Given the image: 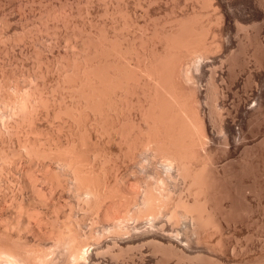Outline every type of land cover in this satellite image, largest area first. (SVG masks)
<instances>
[{
  "label": "rangeland",
  "instance_id": "374dc122",
  "mask_svg": "<svg viewBox=\"0 0 264 264\" xmlns=\"http://www.w3.org/2000/svg\"><path fill=\"white\" fill-rule=\"evenodd\" d=\"M114 1V2H113ZM148 1H150V3L148 2ZM152 1V2H151ZM156 1V0H155ZM176 1V2H175ZM179 3H178V2ZM189 0H187V2H186V0H157L156 2H154V0H140V2H142V3H139V0H0V87H1V89H2V91H0V116H1V118H0V128H1V130L3 129V130H7V131H1L0 130V161H3V162H0V166L2 165V167H4L3 169H1L0 170V200H1V202H0V204H1V206H0V219H1V221H0V226H2V229H3V227L6 225L5 223H11V221H12V223L11 224H8V225H11V227H12V229H16V226H17V230H16V235H15V233L13 234V231H12V233H10L11 232V230L9 229L10 228V226H8L9 228V230L8 231H6V233H8L7 234V236H6V233H5V231L3 230V231H0V233L1 232H3L4 234H3V236H2V238H3V240H2V238L0 239V242H4V237L5 238H7V242L9 243V240H8V235L10 234L11 235V237H9V239H12V240H10V242H12L13 241V237L15 236V239H14V241H13V243H15L16 245H17V243H19V245H21L22 246V243H23V246H25V245H32L31 246V248H32V251H34V253L36 252L37 254H35V255H37V256H35V259H36V261H38L37 260V258H39V256L41 255V253H43L44 254V252H46L47 250V252H46V254H47V259H45L46 257H44V255H46V254H42L43 255V257H41V259H43L44 258V261H48V264H52L53 262H51V261H49L50 259H53V257L54 256H57L58 257V254H59V252L61 253L62 252V254L65 252V249H66V252H69V251H72V250H70L69 249V247L70 246H68L69 245V243H66L68 240H70L71 239V237H70V239L68 238L69 236V234H70V236L74 233V235L76 234V241H79V238H80V242H81V244H82V242H83V245H85V246H83V245H81L79 242H77V244L79 243V246H80V248H82V246H83V248H82V250L83 251H85V254L87 255H83L84 256V259H83V256H82V259H80V260H78L77 259V261L78 262H76V260L71 256V254H70V256L68 255V258H70L69 259V261H71L72 263H74V261L77 263V264H93V260H92V258H91V256H89V255H92V252H94V251H96V248L100 245V249L101 250H104V251H106V249H108V251L110 252V254H111V251L110 250H112V253H117L116 255L115 254H111V255H115V257L117 258H115V260L113 261V257L114 256H111L108 252H106L105 254L104 253H100L101 255L102 254H104V255H102V257L100 256V259H102V260H105L104 259V257L107 259L106 261H104V263H108V262H110L111 261V263H108V264H115L116 263V261H117V264H118V262H119V264H122L123 262V264H175V262H177L175 259H173V260H171V258L170 257H166L165 258V260L166 259H169V261H171V262H169V261H165L163 258H162V255H163V257L165 256V253H162L163 251L161 250V249H159L160 247H157L158 249H156V250H158V252H159V250L161 251V252H159L160 254H162L161 256H158V255H160L159 253H158V255L156 256V258H154L155 257V255L157 254V253H155L156 252V250H154L155 249V247L153 246V247H151L155 242H153V244L151 243V241L149 242V240H144V241H137V240H135L134 242H132L131 244H125V245H123V244H121L120 245V242H116L117 243V246L114 244V243H112V241H115L117 238H119V237H122L121 235L123 234L124 236H126V237H128V236H132V237H134V236H139L140 234L142 235L143 233H145V232H147V231H150V230H155V231H160V230H162L161 228H165V229H168V227H170V225H169V221L168 220H165V218H164V216L162 215V213L164 214L165 213V210L164 211H160V212H162L161 213V215H160V212L158 213V215L157 216H159V218L158 217H156V219H159V221H161V222H163V221H165V222H163L162 223V225H166V226H162L161 224H156V222L157 223H161V222H159V221H155V223L154 222H150V220H149V218L147 217V214H146V217H147V219H148V222H147V220H146V218H145V221L143 220L144 218V215L142 216V214H141V212L140 211H142L143 210V208L140 210V207H139V210L136 208V203H140L139 204V206H143V204H142V200H143V198H145V194H144V192L145 191H143V190H145L146 188H147V186H146V183H150V182H148V180L149 179H154L156 176L155 175H157L158 177H162V175H164L165 174V172H164V170L162 169V167H161V160L163 159H166V157L165 156H163V158H161L162 156V154L161 155H159L160 157L159 158H161V159H159L158 157H156V155H155V153H157V151H155V149L154 148H149V146H151V145H149V144H147L146 142L147 141H149V140H147L148 138L150 139V141L149 142H152L151 140L153 139L152 137L154 136H156L155 138H156V144H154L153 142V147L155 146V148L156 147H159L160 145H161V143H165V145L164 144H162L161 146H160V148H158L159 149V151H161L163 148H165L166 147V150L165 149H163V153H164V150L165 151H167V145H169V143H171V141H169L170 139L172 140V141H174L173 143H171V144H173V145H175V144H177L178 142H180L179 141V138H177V137H179V135H178V133H180L181 131H179L178 133H176V131L179 129V126H177L176 125V127H178V128H176L175 130L176 131H174V133H175V140H176V138L178 139L177 141H175V140H173V138H172V134H173V132H169V130L167 131L166 130V134H168V135H166L165 133H164V131H165V127H166V125H167V121L169 120V118L172 116L173 117V111L174 110H172L170 107V109L172 110H170L169 108V110L170 111H168V116H170L169 118H168V120L167 121H165V122H167V123H165L164 124V122L162 121V119L165 117V118H167V115H166V113L164 114V112L163 113H160L158 110L160 109H158L157 107L159 106L160 107V105H158V104H160V103H158L157 104V106L156 105H154L153 107H151V104L153 105L155 102L154 101H156V100H158L159 98H157V97H160V98H162V96H163V94H160V93H162L161 91L159 92V90L161 89L162 90V88H160V86H158V85H161V84H163L164 86H162L163 87V89H164V87H165V82L168 84H166V87L167 88H170V87H172L173 88V86H174V84H175V86H174V88L173 89H175V91H173L172 93H171V91L173 90L172 88H170V89H168L169 90V92L171 93V94H173L174 96L171 98V99H173L174 97H175V95H177L176 96V100L178 99V97L180 98V99H178V100H181V101H179V102H181V103H183L181 106H183L185 109V111H186V108H187V106L189 107L187 110L189 111V113L190 112H192L191 110H193L194 109V106L197 108V109H199L198 108V105H197V103L199 102V98L200 97H198L199 96V92L197 91V88L196 87H194L195 85H197L198 84V81H199V84H198V86L197 87H199V86H203V83H202V85H201V82H200V80H196L195 79V81H197V82H195L194 80L193 81H189L188 80V83H192L193 82V84H194V86L192 85V84H190L191 86H189V84L187 83V82H185L184 81V79L186 78L185 76H181V78H180V75H185L183 72V70H184V68L182 69V67H184V65L186 64H183L182 65V60H184V59H186L187 58V54H189V50H187V51H185V52H187L186 53V55H185V52H184V48H183V46L184 45H186L187 46V44L185 43H183V41L185 40V42H187V40H189L190 38L189 37H192V33H197V31H196V29H198L197 28V26L199 27V21H198V17L197 16H199V18H200V16L202 17V20L204 19L205 20V18H207L209 15H207L208 13L212 16V15H216V14H212V13H216V12H212L211 10H210V12H208V11H206L205 12V14L207 15V17H205V18H203L204 16H206V15H202V13H203V11L207 8V6L209 5L208 4V0H206L205 1V3H207L208 5H206V7H204L205 9H203V11H200L199 9L197 10L195 7H199V8H201V10H202V6L200 7L199 6V4H195L197 1V3H199L200 1V4L202 3V0H193V1H191V2H188ZM167 2V3H166ZM169 2H171L170 4H169ZM184 2H186V3H184ZM114 4V6H113V4ZM146 3V4H145ZM156 3V4H155ZM160 3H162L161 5H160ZM177 5H176V4ZM184 3V4H183ZM190 3V4H189ZM193 5H192V4ZM112 4V5H111ZM152 4V5H151ZM169 4V6H166V5H168ZM180 4V8L178 7V5ZM181 4H183L182 5V7H181ZM187 4V8H185L186 5ZM195 4V5H194ZM139 5H143L142 7L144 8V6H145V8L143 9L141 6H139ZM154 5H156V6H154ZM157 5L159 6V7H157ZM172 5V6H171ZM174 5V6H173ZM191 7H190V6ZM198 5V6H197ZM202 5H205V4H202ZM116 6V7H115ZM148 6V7H147ZM164 6H166V7H164ZM176 6V10L174 9V7ZM192 6H194V7H192ZM139 7L141 8V10L139 9ZM150 7V8H149ZM157 7V8H156ZM164 7V8H163ZM170 7V8H169ZM173 7V8H172ZM177 7H178V9H177ZM209 7V6H208ZM149 8V10L150 11H148L147 9ZM153 8V9H152ZM161 8H163V10H159V9H161ZM169 8V9H168ZM113 9H114V11H113ZM138 9V10H137ZM165 9V10H164ZM169 11H168V10ZM173 9V11H171V10ZM185 9H186V11H185ZM143 10V12H141ZM145 10H146V12H145ZM158 10L160 11V12H158ZM180 10V11H179ZM182 10V11H181ZM188 10H192L191 12L190 11H188ZM194 10H196V12L197 11H199L198 13L200 14H198V13H196V18L194 17V15H193V13H195L194 12ZM166 11V12H165ZM174 11H175V13H174ZM179 11V13H177ZM148 12V13H147ZM150 12V13H149ZM157 13V15L155 14V13ZM165 14H164V13ZM168 12V14H167V16H165L166 15V13ZM169 12H173L174 13V15H173V13L172 14H170ZM181 12V13H180ZM183 12V13H182ZM184 13H188L187 15L189 16V18L187 17L186 18V14L184 15ZM190 13V14H189ZM140 14H142V15H140ZM144 14V15H143ZM146 14H147V16H146ZM151 14V15H150ZM164 14V15H163ZM198 14V15H197ZM155 15V16H154ZM182 15H184L185 17H181ZM140 16L142 17V18H140ZM146 18H145V17ZM172 16V17H171ZM177 17V19L175 18V17ZM191 16V17H190ZM193 16V17H192ZM149 17V18H148ZM155 17V18H154ZM158 17V18H157ZM166 19H165V18ZM167 17H169V18H167ZM175 18L176 19V22L172 19L171 20V18ZM217 17H218V15H217ZM217 17L216 16H213V17H211L210 18V16H209V18L210 19H212V23L210 22V21H207V20H205L206 22H210L211 24H207V26H208V28H210L209 27V25H212L213 26V28H214V26L216 25V24H220L221 25V22H220V20H219V23H216L217 21L215 20V19H217ZM144 18V19H143ZM153 18V19H152ZM157 18V19H156ZM161 18H163V19H161ZM182 18V19H181ZM186 18V19H185ZM193 18H194V20H197V22L195 21V24H197L196 25V28H195V26L192 24V23H194V20H193ZM213 18H214V23H216V24H214L213 25ZM143 19V20H142ZM146 19V21L144 22V20ZM148 19H152L151 20V23L149 22L150 20H148ZM156 21H155V20ZM170 19V22L168 21ZM189 19V22H187V20ZM193 21H192V20ZM166 22H165V21ZM190 20L192 21V22H190ZM201 22H202V20L201 19H199ZM203 20V21H204ZM218 20V19H217ZM155 21V22H154ZM161 21V22H160ZM172 21H174V25L175 26H173V24H170ZM177 21H178V23H177ZM150 24V26H149V24ZM164 22V23H163ZM183 22V23H182ZM146 25H145V24ZM152 23H154V24H152ZM158 23V24H157ZM163 23V24H162ZM168 24V27L165 25V24ZM173 23V22H172ZM181 23V24H180ZM186 23V24H185ZM202 23H205V22H202ZM201 23V25H200V27H202L204 24H202ZM163 26H162V25ZM169 24H170V26H169ZM180 24V25H179ZM184 24V25H183ZM189 24H191V25H189V28H190V26H191V28L189 29L188 28V25ZM206 24H205V26H206ZM151 25H152V27H151ZM153 25H155V26H153ZM161 25V26H160ZM192 25L194 26V28H195V30H194V28L192 27ZM219 25V27L216 25L215 26V28H217L216 30H215V28L213 29L212 28V26H211V28L213 29H211V31H213L214 32V36L215 35H217V34H215V32L216 33H219L218 32V29L219 28H221L219 31H220V34H218L219 36L220 35H222L221 34V32H223V30H222V27ZM147 28H146V27ZM176 26H177V29H176ZM187 26V27H186ZM205 26H203L202 28L203 29H205L204 31H203V29L201 28L200 30H202V33L203 34H206L207 35V33H205V31L207 32V30H208V35H209V29H207V28H205ZM206 26V27H207ZM181 27V28H180ZM199 27V28H200ZM142 28H144V29H142ZM150 28H151V30H150ZM161 28H163V30H161ZM193 28V29H192ZM165 29H166V32H167V34L165 33ZM171 29V30H170ZM175 30L176 32H177V30H179V32H180V34H179V32H177V33H175V31H174V34L176 35V34H178L179 35V37H181V40H179V37H178V35H177V37H178V39H177V37L174 39V34H171V33H173V30ZM192 29V30H191ZM207 29V30H206ZM146 30V31H145ZM169 30V31H168ZM182 30H184L183 31V33H184V35H181L182 34ZM185 30H186V32H185ZM188 30V31H187ZM193 30L195 31V32H193ZM199 30V31H200ZM142 31H144V32H142ZM156 31V32H155ZM158 31V32H157ZM210 31V32H211ZM149 32V34H145V33H148ZM153 32H155L154 34H153ZM163 32V33H162ZM169 32V33H168ZM192 32V33H191ZM142 33H144L145 34V36H144V34H142ZM159 33V34H158ZM188 35V34H191V35H189V36H187L186 34ZM201 33V32H200ZM199 32H198V34H200ZM202 33H201V36H202ZM169 34H171V35H169ZM193 34V35H194ZM154 35V37L156 38V36H158L156 39L155 38H152V36ZM164 35V36H163ZM167 35H169V36H171L170 38H168L169 36H167ZM186 35V36H185ZM196 35V34H195ZM207 35V36H208ZM212 35V33H210V38L212 39L213 37L211 36ZM217 35V36H218ZM144 36V37H143ZM146 36H147V39L148 38H150V39H148V42L146 41L147 39H144V38H146ZM186 37L185 39H184V37ZM197 36V35H196ZM200 36V35H199ZM199 36H197V37H199ZM207 36H203V37H207ZM218 36V37H219ZM161 39H160V38ZM162 37H163V39H162ZM165 37H166V39H167V42H166V39H165ZM183 37V38H182ZM187 37H188V39H187ZM195 36H193L192 38H194ZM202 37V38H203ZM217 37V38H218ZM222 37V36H221ZM160 40H159V39ZM191 38V40H193V42H194V40L196 41V38L195 39H192ZM201 37L199 38V39H202ZM205 38H203L202 40H199V42L200 41H202V42H198V40L196 41V42H198L199 43V45L201 44V46H203V45H205V44H203V41H204V39ZM205 39V40H208V42H209V40L211 41V39ZM154 39V40H153ZM157 39H158V41H157ZM177 40L178 42L179 41H182V42H179V43H181V44H184V45H181V47H182V49H183V52L184 53H180V48H179V53L181 54H179V53H176V52H178L177 50H175L176 52V54H174L173 52H167V50H169L170 51V49L171 48H167L164 44H163V46H162V43H164L165 42V44L167 45V46H170L169 44L171 43V45H172V43H174L173 41L174 40ZM183 39V40H182ZM198 39V38H197ZM154 42H153V41ZM162 40H164V42L162 41ZM191 40H189L188 41V44H189V42L191 41ZM147 43H146V42ZM154 43H152V42ZM160 41V42H159ZM162 41V42H161ZM172 41V42H171ZM151 42V43H150ZM158 44H157V43ZM168 42H170L169 44H168ZM178 42L177 43H174V45L175 44H178ZM193 42H192V44H193ZM148 44V45H146V44ZM156 43V44H155ZM197 43V44H198ZM204 43H206V41L204 42ZM145 44V45H144ZM153 47H152V46ZM160 45V46H159ZM179 45V44H178ZM114 46H116V47H114ZM151 46V47H150ZM154 46L156 47V48H154ZM165 46V47H164ZM173 46V45H172ZM177 46V45H176ZM188 46H193L194 47V44L193 45H188ZM187 46V47H188ZM115 48V49H117V51L116 52H118V55L116 54L115 55V49H112V48ZM147 48V50L145 51V49L144 48ZM163 47V48H162ZM174 47V46H173ZM180 47V46H179ZM190 47V48H191ZM200 47V46H199ZM153 48H154V51H153ZM157 48H158V51H157ZM160 48H162V49H160ZM165 48H166V50H165ZM175 48V47H174ZM178 47H176L175 49H177ZM152 49V50H151ZM187 49H189V48H187ZM199 49H201V48H199ZM113 50H114V52H113ZM159 50H161V51H159ZM174 50V49H173ZM191 50L193 51V48H191ZM190 50V51H191ZM194 50H196L195 48H194ZM149 52V54H148V52ZM150 51H151V53H150ZM163 51H166V53L165 52H163ZM172 51V50H171ZM191 51V52H192ZM121 52V53H120ZM164 54V55H162V53ZM191 52H190V54H191ZM74 53V54H73ZM147 53V54H146ZM159 53V54H158ZM147 56H146V55ZM156 56H155V55ZM161 54V55H160ZM179 54V55H178ZM186 56V58H184L185 56ZM189 54V55H190ZM119 55H120V57H119ZM147 58L148 57V59H144L145 60V63L143 62V58H144V56ZM150 55V56H149ZM152 55V56H151ZM158 55V56H157ZM170 55V56H169ZM183 55V56H182ZM161 56L163 57V59L161 58ZM115 57H117V58H115ZM158 57V58H157ZM162 59H160V58ZM165 57H166V59L168 60V62H163V61H165ZM174 57H175V61H174ZM181 57H183V58H181ZM189 58H190V56H188ZM151 59V61H154V62H152V63H150L151 61H150V59ZM153 59V60H152ZM173 59V60H172ZM176 59L178 60V61H180V62H178V61H176ZM157 60H159V61H162L161 63L159 62V61H157ZM166 60V61H167ZM187 60V61H186ZM184 62H188L189 60H188V58L186 59ZM143 62V63H139V62ZM150 61V62H149ZM171 62V65L169 64L170 62ZM126 62V63H125ZM147 62H149V64H151V65H153V66H149V65H147L146 66V64H148ZM172 62L174 63V65H172ZM178 62V63H177ZM183 62V63H184ZM157 63V64H156ZM158 63H159V65H158ZM176 63V64H175ZM181 63V65H182V67L179 65ZM124 64V65H123ZM129 65V67H126V66H128ZM139 64L140 65H144L145 64V66L146 67H148L149 69L151 68V69H154L155 67H157L156 69H154V70H147V68L145 67V66H140V67H137V68H139V69H137L135 66H139ZM116 65V66H115ZM163 65H164V67H163ZM166 65H167V67H166ZM176 65H178V66H176ZM158 66H160V68L158 67ZM171 66H173V68H175V69H173ZM175 66V67H174ZM115 67H118L117 69L115 68ZM121 67V68H120ZM124 67H126V68H124ZM154 67V68H153ZM170 68L171 67V69L172 70H170V69H168L169 71H168V73H167V70H166V68ZM125 70H124V69ZM127 68H129V70L127 69ZM131 68H133L132 69V72L130 71V69ZM141 68V69H140ZM145 68V70H143ZM177 68H181V70H179V69H177ZM121 69V70H120ZM123 69V70H122ZM135 69H137V70H135ZM159 69H161V70H159ZM163 69V70H162ZM135 70V71H134ZM142 72H147V71H149V72H147V73H145L146 75L149 73V79H154L155 81H156V79H155V77L158 79L157 81H159V79L161 80L160 82H159V84L157 85V81L156 82H154L153 81V79H152V81L151 80H148V78H147V76H145V74L144 73H142ZM177 70V71H176ZM179 70V71H178ZM114 71V72H113ZM116 71H118L117 73H120V74H118V76H116L117 75V73H116ZM127 74V72L130 74V77H133L134 76V74H135V76L134 77H136L137 78V76L136 75H140L139 77H142V75L143 76H145L144 78L145 79H143V77L139 80V82L137 81L138 79H139V77H138V79L136 80V78H135V81L136 82H133L132 81V79L130 80L131 82H132V84H131V82H129L128 81V78H129V74L127 75V77L128 78H124V72ZM127 71V72H126ZM152 71V73L150 74V72ZM158 71V72H157ZM122 72V73H121ZM131 72V73H130ZM133 72H134V74H133ZM136 72V73H135ZM155 72H157L156 73V76H155V74L154 73ZM162 72H164V73H162ZM177 72H179V73H177ZM180 72H181V74H180ZM158 73L159 74H161V77L162 78H160V76L158 75ZM173 73V74H172ZM116 74V75H115ZM122 74H123V78H122ZM154 74V75H153ZM169 74H171V75H169ZM178 74V75H177ZM153 75V77H151ZM158 75V76H157ZM164 75H165V77H164ZM175 75V76H174ZM121 76V77H120ZM155 76V77H154ZM166 76H168L167 78H166ZM176 76H177V79H176ZM179 76V77H178ZM113 77V78H112ZM125 77H126V75H125ZM171 77V78H170ZM172 77H175L174 79L172 78ZM246 77V76H245ZM119 78V85H121V84H123V85H125V79L127 80V84L125 85V86H121V87H118L119 89L121 88L122 90H123V92H122V90L120 89V91H119V89L118 88H116V87H114L112 84H114L116 81H115V79L117 80ZM124 79V80H122V79ZM166 78V80H165V82L164 81H162L163 79H165ZM147 79V82H145L144 80H146ZM170 81H169V80ZM182 81H181V80ZM168 80V81H167ZM171 80H173V81H171ZM178 80H180L179 82H178ZM112 81L114 82V83H112ZM123 81V83H120V82H122ZM141 81V82H140ZM176 81V82H175ZM143 82V83H142ZM150 82H152L153 83V85L155 84L158 88L156 89V86L154 85H150ZM164 82V83H163ZM175 82V83H174ZM117 83V82H116ZM115 83V84H116ZM136 85V83H137V86L135 87V85ZM145 83H147V84H145ZM171 83H173V85L171 84ZM184 83V84H183ZM187 84V86H186V84ZM145 84V85H144ZM170 84V85H169ZM178 84H181L184 88L186 87V89L187 90H185L181 85H179V87H178ZM2 85H4L3 87H2ZM139 85H141V86H139ZM143 85V86H142ZM116 86H117V84H116ZM132 86V87H131ZM139 86V87H138ZM181 86V87H180ZM140 87H142V88H140ZM144 87V88H143ZM147 87H149L148 89H145V88H147ZM151 87H154L153 89H151ZM188 87H189V89H188ZM194 87V88H193ZM15 88H16V91H15ZM17 88L18 89H20L19 91L17 90ZM116 88V89H115ZM133 88V89H132ZM134 88H136V90L134 89ZM138 88V89H137ZM160 88V89H159ZM196 88V89H195ZM200 88H202V87H200ZM0 89V90H1ZM124 89H125V91H124ZM127 89V90H126ZM143 89V90H142ZM149 89H151L152 91H147V90H149ZM159 89V90H158ZM172 89V90H171ZM176 89L178 90V91H176ZM184 89V90H183ZM196 90V92L197 93H199L198 95H197V93H193V92H195V90ZM199 89V88H198ZM22 90V91H21ZM117 92V94L114 92ZM141 90V91H140ZM145 90V91H144ZM155 90L157 91V93H159L158 95L156 94V92H155ZM167 90V91H168ZM180 90V91H179ZM17 91L19 92L18 94H17ZM163 92H165L166 91V88H165V91L164 90H162ZM184 91V92H183ZM191 91V92H190ZM118 92H120V93H118ZM122 92V93H121ZM125 92V93H124ZM141 92V93H140ZM145 94H144V93ZM150 93V95H149V93ZM152 92H154L153 94H152ZM187 92V93H186ZM123 93H124V95H123ZM166 93V92H165ZM169 93V94H170ZM174 93H176V94H174ZM177 93H180V95L179 94H177ZM22 94V95H21ZM122 95V96H119V95ZM144 94V95H143ZM156 95V98L154 99V96ZM167 95H168V92L166 93ZM188 94V95H187ZM189 94L191 95H197L196 97H198V98H196L195 96H189ZM15 95V96H14ZM115 97H114V96ZM118 95V96H117ZM143 97H142V96ZM149 95V96H148ZM153 97H152V96ZM165 95V94H164ZM185 96V97H181V96ZM14 96V97H13ZM16 96H17V98H16ZM28 96L29 97H31L32 98V100L34 101L35 99L36 100H39V101H32V100H30L31 98H29V100L30 101H28ZM34 96V97H33ZM38 96H40L39 97V99L38 98H36V97H38ZM125 96V97H124ZM166 96V95H165ZM164 96V97H165ZM188 98H187V97ZM12 97V98H11ZM123 97V98H122ZM144 97H145V99H144ZM148 99H147V98ZM152 99H151V98ZM190 97L192 98L191 100H190ZM195 97V98H194ZM10 98V99H9ZM115 98H117V99H115ZM119 98H121V99H119ZM140 98V99H139ZM182 98H183V100L186 98V102H185V100L183 101L182 100ZM9 99V100H8ZM22 99V101H20ZM25 99H27L26 101H28V102H26V101H24ZM119 99V100H118ZM154 99V100H153ZM162 99H164V98H162ZM162 99H160V100H162ZM193 99H196V100H193ZM198 99V100H197ZM11 100V101H10ZM14 100V101H13ZM17 100V101H16ZM19 100V101H18ZM113 100H114V102H113ZM119 102H118V101ZM143 102H142V101ZM151 100H153V101H151ZM165 100H166V97H165ZM168 100V103H170L169 101V99H167ZM178 100H177V102H178ZM188 100V101H187ZM6 101H7V104L5 105V103H6ZM8 101H10V102H8ZM12 101H13V104H10V103H12ZM121 101V102H120ZM140 101V102H139ZM151 101V102H150ZM163 102H164V100H162ZM174 102H175V98H174V100H173ZM173 101H171V102H173ZM183 101V102H182ZM194 101V102H193ZM197 101V102H196ZM5 102V103H4ZM14 102H16L15 103V105H14ZM18 102H22L23 104H21V103H18ZM31 102V103H30ZM33 102V103H32ZM36 102V103H35ZM38 102V103H37ZM148 103V105L147 104H143V103ZM153 102V103H152ZM157 102H159V101H156V103ZM163 102H161V103H163ZM177 102H175L174 104H176L177 106H179V107H177L176 109L178 110L179 108H180V104L178 105L177 104ZM193 104L194 103V106L193 105H190L191 103ZM155 103V104H156ZM168 103H166V104H168ZM185 103H186V105H185ZM188 103V104H187ZM30 104V105H29ZM33 105V107H32V105ZM34 104H36V105H34ZM115 104H116V106H115ZM117 104H118V106H117ZM165 104V103H164ZM199 104H200V106L202 107H204L205 108V110H203L204 108L202 107V109H199L200 110V113L202 112V110L204 111V113H205V111H206V106H205V103H204V101H203V103H202V101L201 102H199ZM203 104V105H202ZM10 105H11V107H10ZM21 107H20V106ZM23 105H25V106H23ZM28 105H29V107H28ZM163 104H161V106H162ZM186 107H185V106ZM207 106H208V108H209V105L210 104H206ZM5 106H6V108H5ZM7 106H9V107H7ZM14 108H13V107ZM15 106H16V108H15ZM115 106V107H114ZM141 106H145V107H141ZM173 106V105H172ZM199 106V107H200ZM17 107H19V108H17ZM23 107H27V108H23ZM35 107V108H34ZM117 107H118V109H117ZM139 107H141V109L139 108ZM150 108L149 110L151 111V112H149V110H148V108ZM163 107V106H162ZM161 107V110L163 109ZM166 107H167V105H166ZM174 107V106H173ZM182 107V108H183ZM200 107V108H201ZM210 107H211V105H210ZM3 108V109H2ZM29 108V109H28ZM114 108H115V110H116V113H117V115H116V113H114L115 112V110H114ZM145 108H147V109H145ZM153 108H155L157 111H155V112H152L153 110ZM182 108H180L179 110H180V113H181V111L183 110ZM191 108V109H190ZM196 108H195V110H196ZM212 108V107H211ZM211 108L210 109H208L207 111H210L211 110ZM6 109V110H5ZM11 109H14L15 110V112L13 111V110H11ZM21 109V111H19ZM24 109H26L24 112H23V110ZM167 108H165L164 110H166ZM173 109H175V108H173ZM182 109V110H181ZM218 110L220 109V108H217ZM11 110V111H10ZM19 111V114H18V111ZM119 110V111H118ZM144 110H146V111H144ZM164 110H162V111H164ZM177 110H175V115L177 116V115H179L178 113H179V110H178V113H177ZM195 110H194V112H195ZM199 110H197V112H199ZM218 110H216V113L218 112ZM1 111H2V114H1ZM5 111V112H4ZM8 111H10V112H8ZM143 111V112H142ZM161 111V112H162ZM184 111V112H185ZM187 111V112H188ZM207 111H206V114H208L207 113ZM7 112V113H6ZM138 112H140V113H138ZM146 112V113H145ZM157 112H159V113H157ZM173 112V113H172ZM183 112V111H182ZM193 112V113H194ZM9 113H10V115H9ZM123 113V114H122ZM152 117V120H150L151 119V117H149V115ZM155 113V115L156 114H163V117H161L160 115L158 116H155V115H152V114H154ZM177 113V114H176ZM186 113V112H185ZM192 113V115H194ZM13 114V115H12ZM16 114V115H15ZM22 114H23V116H22ZM142 114H143V117H142ZM147 114V115H146ZM191 114V113H190ZM196 114V113H195ZM18 115V116H17ZM120 115V117H118ZM164 115H166V116H164ZM175 115H174V118H175ZM181 115H185L186 116V114H180L179 116L181 117ZM191 115V116H192ZM4 116H5V118H4ZM6 116H8V118H9V120H8V118L6 117ZM10 116V117H9ZM13 116V117H12ZM17 116V117H16ZM19 116H21V118L19 117ZM140 116V117H139ZM147 116V117H146ZM156 118H155V117ZM179 116H177L178 118H179V120H178V118H175L174 119V126H175V124L178 122V121H180V123L183 125V123L181 122V118L179 117ZM184 116V117H185ZM189 116V115H188ZM187 116V117H188ZM142 117V118H141ZM154 117V118H153ZM162 119H161V118ZM171 117V118H172ZM186 117V118H187ZM11 118V119H10ZM18 118H20V119H22V121H23V119H24V121L22 122V121H20V119H18ZM25 118H27V119H25ZM115 118H117V119H115ZM120 118V119H119ZM143 119V120H141V119ZM148 119V121H147V119ZM150 118V119H149ZM165 118H164V120H165ZM170 118V119H171ZM2 119V120H1ZM13 119L15 120V121H13ZM113 119H115V120H113ZM118 119H119V121H118ZM160 119H161V121H160ZM184 119V118H183ZM188 119V118H187ZM18 120V121H17ZM153 120H155L156 122H157V120H159V122H160V125H159V122H158V124L157 123H155V126H153L154 124H153ZM171 120H173V119H171ZM178 120V121H177ZM185 120L186 119H184V122H185ZM5 121V122H4ZM12 121V122H11ZM115 121V122H114ZM139 121H141V122H143V123H141V122H139ZM147 121V122H146ZM154 121V122H155ZM175 121H176V123H175ZM2 122H3V124H2ZM6 122H7V124H6ZM16 122V123H15ZM21 122H22V125H21ZM152 122V123H151ZM162 122V123H161ZM187 122H189L188 120H187ZM187 122H185V123H187ZM12 123V124H11ZM25 123V124H24ZM117 123V124H116ZM141 125H140V124ZM150 123V124H149ZM179 123V124H180ZM4 124H5V126H4ZM16 124V125H15ZM152 124V125H151ZM156 124H157V126H158V128L159 127H163L162 126V124H164L165 125V129H162V131L160 130L161 128H157V126H156ZM171 124H173V122H171V123H169L168 125H170V130H174V126H172ZM178 124V123H177ZM178 124V125H179ZM8 125V126H7ZM14 125H15V127H14ZM115 125H116V130H115ZM118 125V126H117ZM144 125V126H143ZM145 125H148L147 127L145 126ZM151 125V126H150ZM181 125V126H182ZM187 125V126H186ZM184 124L183 126L185 127H189L188 126V124ZM18 126H22L23 127V129H22V127H18ZM149 126H150V128H154L155 127V129H152L151 131L152 132H150V129H149ZM13 128L12 130L11 129H9V128ZM143 128V129H141V128ZM174 127V128H173ZM183 127V128H184ZM185 127V128H186ZM18 129V130H14V129ZM19 128H20V130L22 131L23 130V132H21V131H19ZM118 128V129H117ZM120 128V129H119ZM130 128H133V129H130ZM182 127H181V129H183ZM184 128V129H185ZM190 128V127H189ZM188 128V129H189ZM113 129H114V131H113ZM132 130L133 131V134L131 133V132H128V133H126V131L128 130V131H130V130ZM139 129H141L140 130V133L142 134L143 132H145L146 131V133L147 132H149L148 133V135L146 136V133H143V135H145L146 137H147V139H146V137L145 136H142L141 137V135L139 136V134L140 133H138L139 132ZM158 129V130H157ZM167 129H168V126H167ZM184 129L182 130V133H185L184 132ZM14 130V131H13ZM28 130V135L26 134V131ZM119 130V131H118ZM144 130V131H143ZM153 130H156V132L155 131H153ZM186 131H187V129H185ZM8 131H10V132H8ZM19 131V132H18ZM30 131V132H29ZM116 131H118L117 133H115ZM161 132V135H159L160 134V132ZM189 131V130H188ZM188 131H187V133H188ZM15 132V133H14ZM119 132H121L120 134H119ZM154 132V135L152 134ZM10 133V134H9ZM12 133H14L13 135H12ZM17 133V134H16ZM20 133V134H19ZM114 133V134H113ZM126 133V134H125ZM136 133V134H135ZM151 133V134H150ZM165 134L164 136L162 135V134ZM171 133V134H170ZM190 133V132H189ZM188 133V134H189ZM262 133V132H261ZM261 133L260 134H258V137H254V138H256V140L255 141H259L258 139H259V137L261 136ZM7 134V135H6ZM22 134V135H21ZM25 134V135H24ZM122 134V135H121ZM131 134V135H130ZM149 134H150V136H149ZM181 134V133H180ZM187 134V135H188ZM263 134V133H262ZM17 135V136H16ZM18 135H19V137H18ZM21 135V136H20ZM72 135V136H71ZM114 135H115V137H116V139L114 138ZM153 135V136H152ZM157 135H159L158 137H157ZM178 135V136H177ZM184 135V134H183ZM186 135V134H185ZM184 135V136H185ZM186 135V138L188 137ZM189 135H191V133L189 134ZM260 135V136H259ZM11 136H13L12 138H11ZM15 136V137H14ZM127 136H130V137H128L127 138ZM135 136H138V137H135ZM149 136V137H148ZM171 136V137H170ZM184 136H182V137H184ZM10 137V138H9ZM21 137V138H20ZM126 137V139H125V141H123L124 139H122V138H125ZM134 138V140L136 141V143H135V141H132L133 140V138ZM140 137L142 138V139H140ZM144 137V138H143ZM165 137H167L168 139H166ZM169 137H170V139H169ZM20 140H19V139ZM24 138V139H23ZM137 138V139H136ZM152 138V139H151ZM158 138V139H157ZM160 138H161V140H162V142H161V140H160ZM165 138V139H164ZM185 138V139H186ZM192 138V137H191ZM190 138V139H191ZM258 138V139H257ZM262 138V136L260 137V139ZM16 139V140H15ZM113 139V140H112ZM119 139V140H118ZM122 139V140H121ZM139 139V140H138ZM143 139H146L145 141L143 140ZM181 139H184V138H180V140ZM183 140V141H188V139H186V140ZM189 139V140H190ZM13 142H12V141ZM18 140V142H16ZM26 140V142H25V144L24 145H21V144H23L24 143V141ZM75 140V141H74ZM160 141V142H158V141ZM163 140H164V142H163ZM167 140V141H166ZM23 142V143H21V142ZM115 141H117V142H115ZM129 141H131V142H129ZM138 141V142H137ZM140 141V142H139ZM141 141H144V142H141ZM191 141V140H190ZM254 141V140H253ZM21 144H20V143ZM125 142V143H124ZM135 144H134V143ZM166 142L168 143V144H166ZM175 142H177V143H175ZM192 142V141H191ZM28 143H30V145L28 144ZM54 143H56V147H55V145H54ZM73 143H75V144H73ZM122 143V144H121ZM128 144V146H126V145H124V144ZM130 143V144H129ZM145 143H146V145H148L147 147L150 149V151H147L148 149H146V154H144L143 156H141L140 157V154L139 153H141V152H139V151H133L134 150V148H136L135 150H141L142 152H144L145 151V149L144 148H147L146 146H145ZM159 144V146H156V145H158ZM181 143H182V141H181ZM190 142L188 141V143L187 144H189ZM21 146H20V145ZM29 146H28V145ZM32 144H33V146L34 147H31L32 146ZM180 144V143H179ZM185 144H186V142H185ZM185 144H183L184 146H185ZM26 145H27V147H28V151L26 152ZM58 145V146H57ZM73 145H75V146H73ZM123 145V146H122ZM132 146V148H131V146ZM138 145V146H137ZM141 145V146H140ZM165 147H164V146ZM173 145H169V146H173ZM178 145V144H177ZM182 144L180 145V146H183ZM191 144H189V146H190ZM143 146H144V148H143ZM151 146V147H152ZM168 146V147H169ZM179 145L178 146H176L175 145V149H176V147H180ZM188 146V145H187ZM192 147H193V144L191 145ZM211 146H213L212 148H211ZM29 147H30V149H29ZM129 149L130 148V152H132V153H135L134 155H136V156H131V158L129 157L130 155H131V153L129 152V150L128 151H126L127 149ZM139 147V148H138ZM140 147H142V148H140ZM22 148V149H21ZM59 148V149H58ZM172 148H174V147H172ZM181 148V147H180ZM184 148V147H183ZM189 148H191V147H189ZM201 148V147H200ZM199 148V149H200ZM206 148V150H208V151H210L209 153H208V151H206V150H204L203 152H201V151H199L198 153H203L204 154V156L205 157H207V161L208 162H206V158H205V162L203 163V164H207L208 166L206 167V165H205V167L207 168V169H204V167H203V165L201 166V168H203L202 170H204V172H202V174H204L205 172H206V174H207V171H210L211 173H209L208 172V174H210V177L208 178L207 177V179L209 180H212L211 178L213 177V176H215V175H213L212 173L213 172H217V171H220V173L222 174V168H223V164H225L223 161H225L224 159L226 158V157H224L223 156V154L220 152V154H221V156H223V157H221L220 156V154H219V150L218 151H216V148H218L217 147V145L215 144L214 145V143H210V145H207V147H205ZM211 148V149H210ZM214 148V149H213ZM25 149V150H24ZM157 149V148H156ZM161 149V150H160ZM171 149V148H170ZM170 149H168V151H171ZM175 149H173L172 150V153H164L165 155H173L174 156V154H173V152L175 151ZM191 149H193V148H191ZM29 150L32 152H30L29 153ZM178 150H182V148L181 149H179L178 148ZM186 150V149H185ZM189 150V149H188ZM194 150V149H193ZM201 150H203V148H201ZM213 150V151H212ZM176 151H177V149H176ZM175 151V152H176ZM189 151H192V150H189ZM189 151H188V153H189ZM207 152V153H204V152ZM126 152V153H125ZM139 152V153H138ZM155 152V153H154ZM174 152V153H175ZM184 151L182 150V156H184V154H186V153H183ZM185 152H187V151H185ZM217 152V153H216ZM129 153V154H128ZM137 153H138V155H137ZM154 153V154H153ZM176 153H178V152H176ZM191 154H192V152H190ZM189 153V154H190ZM197 153V154H198ZM211 153H212V156H211ZM214 153V154H213ZM158 154H160V152L158 153ZM163 154V155H164ZM179 154V153H178ZM193 154H195L194 152H193ZM202 154V155H203ZM209 154V155H208ZM215 154H217L216 156H215ZM71 155V156H70ZM75 156V158H73L74 156ZM77 155V156H76ZM125 155V156H124ZM128 155V158L129 159H132L133 158V161L132 162H134V161H139V160H143L144 159V161H146V162H144L143 163V165L142 164H140L139 163V165H138V162L136 163H130L131 161L129 160V159H127V156ZM150 155V156H149ZM154 155H155V157H156V159H155V157H154ZM170 155V156H171ZM188 155V154H187ZM199 156V158L201 159V161L199 160V158H198V160L200 161L199 163H201L202 162V160H204V158H201V157H203V156ZM207 155V156H206ZM33 156V157H32ZM35 156V157H34ZM37 156V157H36ZM137 156L138 157H140L141 159H139V158H137ZM147 156H148V158H147ZM154 158H153V157ZM169 156V157H170ZM175 156H176V158L177 157H180V154H179V156H177V154H175ZM175 156H174V159H176L175 158ZM198 156V155H197ZM210 156V157H209ZM215 156V157H214ZM218 156V157H217ZM54 157V158H53ZM60 157H62V158H60ZM126 159H125V158ZM151 157V158H150ZM165 157V158H164ZM185 157V156H184ZM183 157V158H184ZM192 157V156H191ZM194 157H196V155L194 156ZM193 157V158H194ZM28 158H30V159H28ZM34 158V159H33ZM35 158H37V160L35 159ZM40 158H45L44 160L43 159H40ZM58 158H60V160L62 161V164L61 163H59V159ZM65 158V159H64ZM69 158H73V160H69ZM77 158V160H75ZM123 158H124V160H123ZM138 160H137V159ZM148 159V161H147V159ZM149 158H150V160H149ZM155 160V161H153V159ZM168 158V157H167ZM171 158V157H170ZM189 158V157H188ZM210 158V159H209ZM216 158V159H215ZM224 158V159H223ZM5 159V160H4ZM33 159V160H32ZM40 159V160H39ZM53 159H54V162H56V163H54L53 162ZM58 159V160H57ZM67 159V160H66ZM134 159H136V160H134ZM146 159V160H145ZM173 159V158H172ZM180 159H182V157L180 158ZM185 159V158H184ZM197 159V158H196ZM211 160L210 162H209V160ZM215 159V162L213 161ZM218 159V160H217ZM31 160L33 161L32 163H31ZM34 160H35V162H34ZM39 160V162L40 163H42L41 161L43 160V163L42 164H52V162H53V164L51 165V166H45V167H47L49 170L48 171H46V172H49V173H51V175H54V176H56L55 175V172H56V174L58 173V174H60V177H62L64 180H66L67 179V177H68V180H66L64 183H61L62 181H63V179L62 178H59V175H57L55 178L53 177L52 178V176H51V178H50V174L49 173H46L45 174V172H43L44 170L43 169H45L46 170V168L44 167V165L42 166V164H40V163H37V161ZM49 160V161H48ZM63 160L65 161V162H67V161H69V162H71L72 163V161H73V163H72V165L74 166V167H76L77 165V167L76 168H79L80 167V173L82 174H80V175H78L79 174V172H78V178L79 177H82L83 176V174H84V178H85V176H86V180H88V181H91L90 182V184H89V182H85V180H83L84 182H83V184H79V183H82V179H84L83 177H82V179H81V182H80V179H79V181L75 178L76 176L73 174V172L74 171H79L78 169L76 170H74L73 169V167H72V169H71V167H70V169L69 168H67L68 166H70V165H66V164H71V163H66L65 165H64V163H63ZM91 160V161H90ZM96 160V161H95ZM130 162H129V161ZM152 160V161H151ZM157 160V161H156ZM186 160H187V158H186ZM191 159L189 158V161H190ZM193 160V159H192ZM191 160V161H192ZM228 159L226 158V161H227ZM9 161V162H8ZM12 161H14V162H12ZM19 161V162H18ZM58 161V162H57ZM80 161V162H79ZM124 161H126V162H124ZM188 161V160H187ZM186 161V162H187ZM188 161V162H189ZM197 161V160H196ZM217 161V162H216ZM220 161H221V163H220ZM225 161V162H226ZM229 161V160H228ZM5 162V163H4ZM30 162V163H29ZM45 162H47V163H45ZM74 162H77V164L76 163H74ZM150 162V163H149ZM158 164H157V163ZM1 163H3V164H1ZM8 163H9V165H8ZM11 163V164H10ZM16 163V164H15ZM81 163V164H80ZM85 163V165L83 166V164ZM91 163V164H90ZM129 163L131 164V166L129 165ZM191 163V162H190ZM196 163H198V162H196ZM198 163V164H199ZM212 163H214V164H212V165H215L216 166V164L218 165V163L221 165L222 163V165L220 166H217V168L219 169L220 167H222V168H220L219 170H215V167H214V170L213 171H211V169H213L210 165ZM226 163H228V162H226ZM15 164V166H13V165ZM19 164V165H18ZM32 164H34L33 166H32ZM36 164H38L37 166H39V167H37L36 166ZM40 164V165H39ZM56 164H59V166H61L60 168L61 169H59V166L57 167L56 166ZM61 164V165H60ZM86 164H88V165H86ZM91 166H90V165ZM151 164V165H150ZM155 164H157V165H160V166H158V167H161V168H158V169H160V170H157V168H155ZM202 164V163H201ZM200 164V165H201ZM210 164V165H209ZM4 165V166H3ZM8 165V166H7ZM10 165H12V166H10ZM17 165L19 166L17 169H16V167H17ZM22 165V166H21ZM26 165V166H25ZM29 165V166H28ZM64 165V166H63ZM97 165V166H96ZM128 165V166H127ZM149 165V166H148ZM227 165V164H226ZM225 165V166H226ZM20 166H21V168H20ZM24 166V167H23ZM28 166V167H27ZM34 166L36 167V168H34ZM40 166H41V168H40ZM83 168H82V167ZM93 166V167H92ZM123 166H125L124 168H123ZM136 166V167H135ZM199 166V165H198ZM5 167H6V169L7 170H9V169H11V170H9V171H7V170H5ZM8 167H9V169H8ZM26 167V168H25ZM33 167V169H31ZM52 168V171H51V169L50 168ZM57 167L58 168V170L59 171H57V168L55 169V168ZM66 167V168H65ZM134 167V168H133ZM209 167H211V169L209 168ZM1 168V167H0ZM12 168H14V169H12ZM25 168V169H24ZM30 168V169H29ZM64 168V169H63ZM82 168V169H81ZM93 168V169H92ZM97 168V169H96ZM138 168V169H137ZM154 168V169H153ZM200 168V169H201ZM208 168H209V170H208ZM17 171H16V170ZM27 169H29V170H34V171H30V173H31V176L33 177V179H32V177L30 176V174H29V176H28V172L27 171H29V170H27ZM36 169V170H35ZM41 170V172L39 171V170ZM54 169H55V171H54ZM63 169V170H62ZM85 169H87V171H85ZM129 169V170H128ZM136 169V170H135ZM27 170V171H26ZM43 170V171H42ZM60 170H62V172L60 171ZM66 170H68V171H66ZM91 170V171H90ZM94 170V171H93ZM96 170V171H95ZM136 172V173H134V171ZM151 170V171H150ZM207 170V171H206ZM6 173H5V172ZM11 171V172H10ZM20 171H21V173H20ZM24 171H26L27 172V174H26V172H24ZM38 171V172H37ZM51 171V172H50ZM63 171H65L64 173H63ZM73 171V172H72ZM84 171V172H83ZM130 171V172H129ZM131 171H133V172H131ZM146 171V172H145ZM154 171H156V172H159L158 174H155L156 172H154ZM8 172V173H7ZM23 172L26 174H23ZM36 173L35 174V176H34V174L32 175V173ZM43 172V173H42ZM52 172H53V174H52ZM71 172V173H70ZM87 172H88V174H87ZM162 172V173H161ZM164 172V173H163ZM215 172V173H216ZM3 173V174H2ZM16 173V174H15ZM20 173V174H19ZM39 173V174H38ZM64 175H63V174ZM74 173H76V172H74ZM85 173L87 174V175H85ZM97 173V174H96ZM119 175H118V174ZM121 173H122V175H121ZM130 174V176H128L129 174ZM134 173V174H133ZM149 173V174H148ZM153 173V174H152ZM162 175H161V174ZM217 173H219V172H217ZM7 174H9V176L7 175ZM69 174V175H68ZM71 174V175H70ZM95 174V175H94ZM133 174V175H132ZM143 174V175H142ZM155 174V175H154ZM201 174V175H202ZM4 175L6 176V177H4ZM24 175V176H23ZM37 175H38V177L40 176V179L37 177ZM44 175H45V178H44ZM46 175H47V177H46ZM92 175V176H91ZM96 175H98V176H96ZM117 175V176H116ZM146 175V176H145ZM211 175H213L212 177H211ZM1 176H3V177H1ZM16 176V177H15ZM17 176L19 177V178H17ZM22 176V177H21ZM26 176V178L24 179V177ZM63 176H66V179H65V177H63ZM74 176V177H73ZM122 176H123V178H122ZM124 176H125V178H124ZM134 176V177H133ZM138 176V177H137ZM144 176V177H143ZM151 176H152V178H151ZM154 176V177H153ZM166 176H168V175H166ZM8 177V178H7ZM14 177V178H13ZM29 177L32 179H29ZM35 177H37V178H35ZM49 177V179H50V181H52V182H50L47 178ZM73 179V181H72V179ZM97 177V178H96ZM98 177H100V178H98ZM102 177V178H101ZM143 177V178H142ZM150 177V178H149ZM158 177H156V180L158 181ZM164 178H165V176H163ZM162 177V178H163ZM168 177L170 178L169 180H167L168 179ZM167 178H166V180L165 181H167L166 183V185L160 180V185L159 186H161V184L163 183L166 187H164V185H162L166 190H168V185H170V182L169 181H171V187H170V189L169 190H171V192H172V190H173V192H172V198L174 197V200H175V198L177 197V199L175 200V201H177L178 200V197L180 198V196L179 195H181L182 193V191H185L184 193L186 194V199H187V201H188V199H190L189 200V204L192 206V200L194 199V196H193V193H190L191 192V190H190V188L189 189H186L187 187H191L188 183H186L185 185H186V187H185V185H184V180L185 179H182L181 178V180H180V177H178V176H168ZM172 177V178H171ZM202 177V176H201ZM203 177H204V175H203ZM202 177V178H203ZM11 178V179H10ZM17 178V179H16ZM20 178H21V180H20ZM88 178H91L90 180L88 179ZM96 178V179H95ZM121 178V179H120ZM135 178V179H134ZM138 178V179H137ZM147 178V179H146ZM178 179V180H176V179ZM205 178H206V175H205ZM36 179V181H34ZM47 180V181H44V180ZM52 179V180H51ZM55 179V180H54ZM99 179V180H98ZM116 179V180H115ZM128 180V182H127V180ZM143 179H144V181H146V182H143ZM146 179V180H145ZM173 179H174V181H176V184H175V182L174 183H172V181H173ZM204 179V178H203ZM207 179H205V180H207ZM13 180H15V181H13ZM38 180H42L43 182H44V184L42 183V185H41V183H40V181H38ZM58 180H60V181H58ZM102 180V181H101ZM110 180V181H109ZM123 180H125V181H123ZM135 181V182H132V181ZM137 180V181H136ZM141 181L140 182V185H138V181ZM163 180V179H162ZM182 181V182H180V181ZM6 181V182H5ZM12 183H11V182ZM17 181H19V183L17 182ZM23 181H25V182H23ZM35 182V184H34V182ZM54 181V182H53ZM67 181H68V184H67ZM76 181L78 182V184L76 183ZM94 181V182H93ZM96 181H98V182H96ZM120 181V182H119ZM122 181V182H121ZM153 181V180H152ZM151 181V182H152ZM157 181H155L154 180V182L151 184H149V185H153L154 186V184L155 183H158ZM178 181V182H177ZM186 182H187V180H185ZM10 182V183H9ZM17 182V183H16ZM21 182H23V184L21 183ZM37 182V183H36ZM38 182H39V184H38ZM57 182L59 183V186H55L57 189H59L58 191H54V190H56V189H53V190H49V189H52V187H54V185H58L57 184ZM71 182V183H70ZM119 182V183H118ZM123 182H124V184H123ZM169 182V183H168ZM184 182V183H183ZM9 183V184H8ZM15 183V184H14ZM27 185H26V184ZM32 183V184H31ZM46 183V184H45ZM48 183H50V184H48ZM55 183V184H54ZM61 183V184H60ZM74 183V184H73ZM86 183V184H85ZM98 183V184H97ZM103 183V184H102ZM109 183H111V184H113L112 186H111V184L109 185ZM116 183H118L119 185H120V187H121V185H123V186H126V187H121V189L120 190H122V191H120L119 189H117L119 186H118V184H116ZM130 183L131 184H133V185H130ZM135 183V184H134ZM11 184H13V186H10ZM37 185V187L35 186H32V185ZM52 184V185H51ZM65 184V185H64ZM71 184V185H70ZM76 184V185H75ZM85 184V185H84ZM106 184V185H105ZM116 184V185H115ZM174 184V185H173ZM14 185H16V186H14ZM17 185H18V187H17ZM31 185V186H30ZM47 185V186H46ZM62 185V186H61ZM64 185V186H63ZM67 185V186H66ZM79 185V186H78ZM82 185L84 186V187H86L87 189L83 192V189H84V187H82ZM94 186V188L92 189L91 187H93ZM96 185H97V187H96ZM100 185H103L102 187H100ZM143 185H145V186H143ZM148 185V184H147ZM148 185V186H149ZM156 185V184H155ZM184 185V186H183ZM189 185V186H188ZM24 186H26V188L24 187ZM28 186H30V187H28ZM47 188H45V187ZM51 186V187H50ZM69 186V187H68ZM78 188V187H80L79 189H81V190H79V189H76V187ZM88 186H90V187H88ZM99 186V187H98ZM108 186V187H107ZM117 186V187H116ZM128 186V187H127ZM129 186H132L131 188L132 189H130L129 188ZM134 186H136V187H134ZM142 186V187H141ZM153 186H152V188H153ZM158 186V188H160ZM174 186V187H173ZM177 186H179V187H177ZM20 187V188H19ZM23 187V189H21ZM44 188V189H46V191L48 190L49 192H51L52 191V195H53V193H54V199L53 198H51L52 196L51 195H49V198H47L48 197V194H50V193H46V191H45V195H47V197L45 198L44 197V193H39V192H41V191H38V189H36V190H34L35 188ZM54 187V188H55ZM62 187V188H61ZM65 187V188H64ZM105 187V188H104ZM119 187V188H120ZM150 187V186H149ZM163 187H162V190H164L163 189ZM175 187H177V188H175ZM10 188V189H9ZM17 188V189H16ZM28 188H30V189H28ZM32 188H33V190H34V192H33V190H32ZM49 188V189H48ZM75 188V189H74ZM90 188V189H89ZM100 189V190H98V189ZM109 188V189H108ZM136 188V189H135ZM142 188H145V189H142ZM155 188H156V191H155ZM157 186L156 187H154V192H157ZM184 188V189H183ZM19 189V190H18ZM43 189V190H44ZM61 189V190H60ZM72 189L74 190V191H72ZM101 189H103V191L101 192ZM108 189V190H107ZM118 191H117V190ZM136 191H135V190ZM151 189V188H150ZM17 190V191H16ZM25 190V191H24ZM28 190V191H27ZM30 190V191H29ZM41 190V189H40ZM42 190V191H43ZM64 190H67V191H64ZM76 190V191H75ZM80 192H79V191ZM91 190L92 191H96L95 193L94 192H92V193H94V196L93 197H95V196H97V195H99V192L100 193H102V194H100L99 196H98V198H99V200H98V198H96L95 197V199H97L96 201L97 202H95V200L93 199V197L91 196L90 198H92V200H90L89 198V200L91 201V202H89L88 203V199H87V196L85 197V194L87 193V192H91ZM97 190H98V194H97ZM106 190V191H105ZM133 190H134V194L136 193V198H135V196H134V198L136 199L135 200V202L133 201V200H131V199H134V198H132L133 197V195H131V199L130 200H128L127 199V197L128 198H130L129 196H130V194H132L133 193ZM139 190H141L140 192H141V194L138 192ZM160 190H161V188H160ZM165 190V193H167L168 191H166ZM186 190H188L187 192H189V193H187L186 192ZM190 190V191H189ZM193 190V189H192ZM13 191V192H12ZM16 193H15V192ZM20 191H22V192H20ZM38 191V192H37ZM47 191V192H48ZM54 191V192H53ZM64 191V192H63ZM70 191V192H69ZM81 191H82V193H81ZM117 192V194L116 193H114V192ZM11 192V193H10ZM19 192V193H18ZM30 192V193H29ZM37 192V193H36ZM63 192V193H62ZM108 192V194L109 195H106L105 193H107ZM112 192H113V195H111L112 194ZM119 192V193H118ZM122 192H123V196L125 195V193H126V196H125V199H127L126 201H125V199L122 197V199H120V197L122 196ZM132 192V193H131ZM160 192V194H161V191H159V189H158V193ZM164 192V191H163ZM170 191H169V193H171ZM177 192V193H176ZM27 193H28V195H27ZM33 193V194H32ZM34 193H36L35 195H34ZM59 193H61L62 194V198H61V194H59ZM77 193H79V195L77 194ZM84 193V194H83ZM103 193L106 195H103ZM165 193L163 194V196H162V194L160 195L161 197H163V198H165L164 197V195H165ZM178 193H180V194H178ZM183 193V194H184ZM249 193H250V195H249V197H248V200H249V203L253 206V207H251L252 209H253V211L252 212H249L248 210V212H249V214H247L248 212L247 211H244L243 212V210L245 209V207L244 208H242V211H241V213H245L246 212V216L245 215H243V214H239L240 216H242L241 218H242V222H241V224H243V226L244 227H246L247 229L248 228H250L249 229V231L247 230V229H243L244 227L243 226H241V224H239L238 225V229H240V231H242V232H246L247 234H249L251 237H252V235L254 234V235H256V238L258 237V238H261V240L259 239L258 240V238H257V241H263L264 239H262V238H264L263 236H264V211L262 210V209H264V195L263 196H261L262 194H260V196H258V194L257 195H255L256 197H254V196H252L253 195V193L252 192H250L249 191ZM248 193V194H249ZM5 194V195H4ZM39 194H42V195H40L39 196ZM57 194H59V195H57ZM75 194H76V197H75ZM96 194V195H95ZM121 194V196H119ZM140 194V195H139ZM155 194V193H154ZM153 194V195H154ZM157 194V193H156ZM156 194H155V197H156ZM182 194V195H183ZM188 194H192L191 196H192V198H191V196L190 195H188ZM255 194V193H254ZM32 195V196H31ZM58 197H56V196ZM102 195V196H101ZM118 195V196H117ZM129 195V196H128ZM139 195V196H138ZM167 195V194H166ZM165 195V196H166ZM169 195V194H168ZM39 196V197H38ZM78 196H79V198H78ZM101 196V197H100ZM109 196H112V197H109L110 199H112V201H110V199L108 198ZM117 196V197H116ZM141 196V197H140ZM159 196V195H158ZM185 195H183L182 197H184ZM202 196V195H201ZM257 196H258V198H257ZM2 197V198H1ZM34 199H33V198ZM40 197H44L43 199H41ZM83 197V198H82ZM84 197H85V199H87V200H84ZM114 197V198H113ZM140 197V198H139ZM143 197V198H142ZM166 197H168V196H166ZM170 197H171V195H170ZM188 197H190V198H188ZM203 197V196H202ZM251 197V198H250ZM255 199H254V198ZM259 197H262V198H259ZM4 198H6V199H4ZM7 198H8V200H7ZM39 198V199H38ZM60 198V199H59ZM82 198V199H81ZM104 198V199H103ZM108 198V199H107ZM116 198H118L117 200H115ZM138 198V199H137ZM162 198V199H163ZM171 198V199H172ZM250 198V199H249ZM46 199H48V200H46ZM51 199V200H50ZM58 199V200H57ZM76 199V200H75ZM77 199H79L78 201H77ZM107 199V200H106ZM113 199H114V201H113ZM124 199V200H123ZM142 199V200H141ZM162 199H161V201L160 202H162ZM170 199V198H169ZM181 199H185V197L184 198H181ZM180 199V202H182V200ZM185 199V200H186ZM192 199V200H191ZM252 199V200H251ZM260 199H262V200H260ZM3 200V201H2ZM4 200H7V202L9 203H7L6 201L4 202ZM56 200H57V203H56ZM60 200V201H59ZM80 200H83V202L81 203V201ZM103 200H106V201H103L104 202V204L102 203V201ZM159 200H160V198H159ZM158 200V201H159ZM199 200H201V202L203 201V198L201 199V197H200V199H198V202H200ZM247 200V201H248ZM258 200V201H257ZM42 201V202H41ZM55 201V202H54ZM75 201V202H74ZM87 203H86V202ZM94 203H93V202ZM99 201V202H98ZM107 201H109L106 205H107V207L106 206H104L105 205V202H107ZM116 201H118V203H127L128 204V202L129 201H132V202H134L133 204L135 205V207L133 208V206L134 205H132L131 203V207L130 206H128V207H130V209L129 208H125L126 206H125V203L123 204V208H122V205H121V208H120V204H118ZM120 201V202H119ZM122 201V202H121ZM128 201V202H127ZM175 201H174V203H172V202H169V201H167L166 200V204L167 205H169V207H170V204L169 203H172V205H175L176 203H175ZM184 201V200H183ZM187 201H184V202H187ZM257 201V202H256ZM27 202H28V204H27ZM60 202V203H59ZM73 202V203H72ZM79 202V203H78ZM112 202H114V203H112ZM145 202V201H144ZM143 202V203H144ZM167 202H169V203H167ZM180 202L178 201V203H179V205H180ZM200 202V203H201ZM260 202H262V203H260ZM5 204V206H4V204ZM7 203V204H6ZM20 203V204H19ZM41 203V204H40ZM45 203V205H43ZM64 203V204H63ZM77 203V204H76ZM86 203V204H85ZM96 203H97V205H96ZM102 203V204H101ZM117 203V204H116ZM159 203V202H158ZM260 203V204H259ZM21 204H23V205H21ZM55 204H57V205H55ZM70 204H72V205H70ZM80 204V205H79ZM99 204V205H98ZM110 204V205H109ZM112 204H113V206H112ZM118 205L119 206V208L118 207H116V205ZM142 204V205H141ZM161 204V203H160ZM160 204H158V205H160ZM163 205L165 204L164 202L162 203ZM182 204H183V202H182ZM187 204H188V202H187ZM189 204H188V206H189ZM193 204H194V202H193ZM196 205H197V203H195ZM6 205H8V206H6ZM12 205V206H11ZM25 205L27 206L26 208H25ZM48 205V206H47ZM59 205V206H58ZM65 205V206H64ZM68 205V206H67ZM70 205V206H69ZM83 205V206H82ZM87 205L89 206L90 205V207L93 209H91L90 207H87ZM115 205V206H114ZM167 205H165V207H167ZM202 205V204H201ZM258 207H256V206ZM259 205H261L260 207H259ZM18 206V207H17ZM22 206V210H21V207ZM35 206V207H34ZM46 206V207H45ZM49 206H51V207H49ZM81 206V207H80ZM97 206V207H96ZM99 206V207H98ZM102 206V207H101ZM125 206V207H124ZM177 206V205H176ZM191 206H189V207H191ZM254 206H255V208H254ZM9 207H11L10 209H9ZM30 207V208H29ZM70 207V208H69ZM80 207V208H79ZM171 207H173V206H171ZM170 207V208H171ZM175 207V206H174ZM194 207V206H193ZM193 207H191V208H188V209H190V210H193L194 208ZM263 207V208H262ZM8 208V209H7ZM13 208V209H12ZM18 208V209H17ZM20 208V209H19ZM25 208V209H24ZM47 208H49V209H47ZM52 208V209H51ZM55 208V209H54ZM72 208V209H71ZM75 208V209H74ZM87 209V211H85L86 209ZM96 208V209H95ZM100 208H102V210H99V212H98V209H100ZM104 208V209H103ZM106 208L108 209V211H111V213H108L109 214V216H107L108 214L106 213L105 214V212H106ZM110 208V209H109ZM113 208L114 209H116V210H114V212H115V215H114V212H113ZM124 208H125V210H124ZM15 209V210H14ZM17 209V210H16ZM28 209V210H27ZM51 209V210H50ZM69 209H70V211H69ZM74 209V210H73ZM89 209H91V210H89ZM125 212H122V210ZM169 209V208H168ZM196 209V208H195ZM254 209H256V211L254 210ZM260 209H261V211H260ZM31 211V212H34V211H36L35 212V214H34V216H32V214H31V212L29 211L28 213L26 212V211ZM39 210H40V212H39ZM49 210V211H48ZM117 210H121V212H117ZM130 212V213H132L133 211V213H136L137 211V213L139 214V212H140V214H141V219H139V218H136V219H138V222H137V220L135 219V217H134V214L132 213V216H130L131 214L130 213H128V211ZM170 210H172V209H169V210H167V211H170ZM246 210V209H245ZM257 210H259L258 211V213H257ZM7 211H10V212H7ZM12 211H14V212H12ZM17 211V212H16ZM22 211H24V212H22ZM73 211H74V213H73ZM83 211H85V212H83ZM90 213H89V212ZM93 211L95 212V213H93ZM101 211V212H100ZM107 211V212H108ZM127 211V212H126ZM21 212V213H20ZM39 214H38V213ZM45 213V215L46 216H44V213ZM72 212V213H71ZM78 212V213H77ZM88 212V213H87ZM117 212V213H116ZM143 212H145V211H143ZM211 212V211H210ZM209 211L208 212H206L207 213V215L209 216V214L208 213H210ZM5 213V214H4ZM19 214V215H16V214ZM25 215H24V214ZM47 213V214H46ZM49 213H50V217L48 216L47 217V215H49ZM97 213H100L99 215L97 214ZM120 213V214H119ZM146 213V212H145ZM257 213V214H256ZM259 213H261V215L259 214ZM14 218V221H13V218L10 216V215ZM13 214V215H12ZM21 214H23V215H21ZM39 216H38V215ZM43 214V215H42ZM86 214H88V215H86ZM102 214V215H101ZM106 216H105V215ZM123 214V215H122ZM127 214H129L128 216H129V219L131 220V222H129L130 220H125L126 218H125V216L127 215ZM140 214L138 215V217H140ZM180 214V213H179ZM252 216H251V215ZM254 214V215H253ZM26 215H28V216H26ZM36 215V216H35ZM76 215V216H75ZM85 215V217L86 218H83V220H82V217ZM117 215V216H116ZM137 215V214H136ZM165 215V214H164ZM238 215V216H239ZM250 215V216H249ZM11 218H10V217ZM22 216V217H21ZM24 216V217H23ZM37 216L39 217L38 219L39 220H36L38 223H39V226H38V223H36L34 220H35V218L37 219ZM44 216V217H43ZM60 217V219L58 218V217ZM98 216V217H97ZM103 216V217H102ZM112 216H114V217H112ZM120 216V217H119ZM212 216H214V214L212 215ZM211 215H210V217L211 218H213V219H215V221H217V217L216 216H214V217H212ZM239 216V217H240ZM258 216H259V218H258ZM30 217V218H29ZM32 217V218H31ZM34 217V218H33ZM42 217V218H41ZM77 217V218H76ZM78 217H80V218H78ZM94 217V218H93ZM100 217H102V218H108V217H110L109 219H100ZM122 217H124L123 219H122ZM131 217V218H130ZM133 217V218H132ZM165 217H166V219H167V216L165 215ZM209 217V222L212 220L213 221V223H211L210 225L212 226V225H214V224H217V223H214V220L213 219H211ZM255 217V218H254ZM3 218V219H2ZM5 218V219H4ZM20 218H23V221H22V223H21V220L22 219H20ZM43 218H44V220H43ZM47 218H50L49 220L47 219ZM52 218H54V220L56 221V222H53V219ZM58 218V219H57ZM71 220H69V219ZM93 218V219H92ZM119 220L120 218L122 219V220H124L123 222L121 221L120 222V220L118 221V222H120L121 224H117V225H115V226H117L118 227V225H121V226H119L118 228L120 229V231H122L121 233L122 234H120V232H118L119 230H118V228L117 227H115L116 228V230L115 231H117L119 234H120V236H115V233L114 234H112L113 232H114V230L112 231V232H110L109 231V233H111V234H109L108 233V231H107V234H105V235H102L103 236V239L101 238V236L99 235V234H102V233H106V230H108L107 228H106V226H108V228L110 227V229L112 230L113 228H114V224H116L117 222V220ZM31 219V220H30ZM34 219V220H33ZM67 219V221L68 222H65V220ZM74 220V224H75V226H74V224H73V220ZM77 219V220H76ZM79 219V220H78ZM86 219V220H85ZM128 219V218H127ZM134 219H135V221L136 222H134ZM188 219V218H187ZM249 219V220H248ZM257 219H258V223H256L257 222ZM2 220H4V221H2ZM17 220V221H16ZM33 220V221H32ZM40 220H42L41 222H40ZM48 222H47V221ZM58 220V221H57ZM59 220L61 221V222H59ZM64 220V221H63ZM88 220V221H87ZM99 221V223L97 222V221ZM107 220H108V222H107ZM110 220V221H109ZM112 220H113V222H112ZM263 220V221H262ZM51 221L54 223L53 224V229L51 230V228L52 227H50L52 224H50L51 223ZM78 221H80V222H78ZM92 222L93 221V227H94V230H93V228H92V230H93V233H92V230H90V228L92 227V224L90 223V222ZM106 221V222H105ZM188 221H190L191 222V220H188ZM211 221V222H212ZM247 221H248V224H247ZM1 222L3 223L4 222V224H1ZM19 222V223H18ZM89 222V223H88ZM110 222V223H109ZM126 223V225H125V223ZM128 222V223H127ZM143 222V223H142ZM190 222H187L188 224H190ZM18 223V224H17ZM47 223V224H46ZM58 223H60V225L63 223L64 225H62V226H64L65 227V225H66V230H65V228L63 229V227L62 226H60ZM67 223V224H66ZM84 223V224H83ZM86 223V224H85ZM96 223H98V225H100L101 224V226H98L97 227V225H96V227H95V224ZM106 223V224H105ZM114 223V224H113ZM124 223V224H123ZM135 223V224H134ZM137 223V224H136ZM153 223L154 224H156V225H153ZM166 223V224H165ZM250 223H253V225L252 224H250ZM254 223H255V225H254ZM33 224V225H32ZM35 224V225H34ZM41 224V225H40ZM44 224H45V227H48V228H46L45 229V227H44ZM91 224V225H90ZM104 224V225H103ZM108 224V225H107ZM132 224V225H131ZM134 224V225H133ZM140 224V226H137V225H139ZM142 224V225H141ZM149 224V225H148ZM250 224V225H249ZM14 225V226H13ZM30 225V226H29ZM50 225V226H49ZM56 225H57V228H56ZM68 225H69V227H74V228H72V234L71 233H69L70 232V230H69V227H68ZM72 225V226H71ZM123 225H124V227H123ZM136 225V226H135ZM144 225V226H143ZM168 225V226H167ZM251 225H252V227H251ZM260 225V227H258ZM263 227H262V226ZM20 226V227H19ZM28 226V227H27ZM34 226V227H33ZM55 226V227H54ZM58 226H60V228L62 227V231H63V233H62V231H61V229L59 228V230H60V233H62V234H59L58 232H59V230H57L58 229ZM89 226V227H88ZM91 226V227H90ZM136 227V228H134V227ZM143 226V227H142ZM148 226H152V227H154V228H148ZM159 226V227H158ZM257 226V227H256ZM14 227V228H13ZM36 227V228H35ZM37 227H39V228H37ZM78 227V228H77ZM81 227V228H80ZM104 227V228H103ZM121 227V228H120ZM132 227V228H131ZM155 227H157V228H155ZM243 227V228H242ZM254 227H255V229H254ZM20 228H22L23 230H20V232H18L19 230L18 229H20ZM43 230H42V229ZM68 228V229H67ZM130 228V229H129ZM160 228V229H159ZM260 228V229H259ZM0 229H1V227H0ZM1 229V230H2ZM25 229H26V231H27V234H26V231H25ZM29 229V230H28ZM33 229V230H32ZM39 229V230H38ZM55 229V230H54ZM74 229V230H73ZM81 229V230H80ZM85 229V230H84ZM89 229V230H88ZM103 229H104V231L105 232H102L103 231ZM109 229V230H110ZM253 229H254V231H253ZM257 229V230H256ZM31 230V231H30ZM44 230H48V231H46V233H47V236L45 235L46 233L44 232ZM49 230H51V231H49ZM65 230V231H64ZM79 230H80V232L81 233H83V234H79L80 232H79ZM88 230V231H87ZM100 230H102V231H100ZM136 230V231H135ZM138 230H140V231H138ZM153 230V231H154ZM15 231V230H14ZM23 231H25V232H23V234H22V232ZM28 231H29V233H28ZM34 231L37 233V235H35L36 233H34ZM40 233H39V232ZM57 231V232H56ZM78 231V232H77ZM90 231V232H89ZM96 231H99V232H96ZM125 231V232H124ZM131 231V232H130ZM134 231H135V233H134ZM145 231V232H144ZM248 231V232H247ZM258 231V232H257ZM42 232L43 233H45V234H42ZM50 232V233H49ZM54 232H55V234H54ZM80 235H78L77 233ZM87 234H85V233ZM95 232H96V235H97V233H98V235L96 236L95 235ZM142 232V233H141ZM251 232H254V233H252V235H251ZM19 233H21L22 234V237L20 236L19 237ZM56 233H58L60 236L62 235V236H64V235H66V236H68L67 237V239H66V241H65V243L63 244V242L60 244L59 242H60V240H63L62 239V236H61V239H59L57 242H58V245H55V243H56V241H55V238L56 237H58L57 235H56ZM64 233H66V234H64ZM69 233V234H68ZM129 233V234H128ZM139 233V235H137ZM244 234V235H246V239H244V240H247V239H249V235L247 236V234ZM256 233V234H255ZM17 234H18V236H17ZM32 234V235H31ZM34 234V235H33ZM49 234V235H48ZM50 234H52V236L50 235ZM64 234V235H63ZM68 234V235H67ZM92 234L93 235V238H95L94 236H96V238H95V240L97 239V237L99 236V239L101 238L102 240H103V242H102V240L100 239V242L98 241V242H96V241H94V242H96V243H94L93 242V240H92V237H90L91 239H89V237L88 236H90V235ZM109 234V235H108ZM118 234V235H119ZM126 234V235H125ZM135 234V235H134ZM261 234V235H260ZM1 235H2V233H1ZM13 235V236H12ZM31 235V236H30ZM42 235V236H41ZM43 235H45V236H43ZM54 235H56V237L54 236ZM74 235H72L73 237H72V239L73 240H75V236ZM86 235V236H85ZM91 235V236H92ZM114 235V236H113ZM253 235V236H254ZM260 237H259V236ZM36 236H39L38 238L36 237ZM55 238H54V237ZM59 236V237H60ZM66 236H65V238H66ZM84 236H85V239H88L89 240V242L90 243H88V241L86 242V240L84 239ZM19 237V238H22V240L21 239H17V238ZM23 237H24V239H23ZM41 237V238H40ZM46 237H47V239H46ZM51 237H53V239H54V241L51 239ZM108 237V238H107ZM250 237V241H252V238ZM32 238V239H31ZM43 238V239H42ZM44 238H45V240H44ZM64 238V237H63ZM254 238L255 237H253V240H254ZM16 239H17V242H15L16 241ZM26 239H28V240H26ZM30 239H31V241H30ZM56 239H58V238H56ZM70 240V241H73V240ZM107 239H108V241H107ZM114 239V240H113ZM2 240V241H1ZM26 240V241H25ZM43 240V241H42ZM52 240V242H50ZM65 240V239H64ZM84 240V241H83ZM107 242H106V241ZM111 240V241H110ZM21 243H20V242ZM34 241H36V242H34ZM41 243H40V242ZM76 241H75V243H76ZM105 241V242H104ZM254 241H256V239L254 240ZM69 242V241H68ZM85 242V243H84ZM136 242V243H135ZM147 242V243H146ZM149 242V243H148ZM5 243V242H4ZM8 243H5L6 245L8 244ZM13 243H10V244H13ZM33 243V244H32ZM38 243V244H37ZM40 243V244H39ZM47 243V244H46ZM108 245H107V244ZM110 243H111V245H115L114 247L112 246V247H110ZM118 243H119V245H118ZM135 243V244H134ZM140 243V244H139ZM144 243V244H143ZM25 244V245H24ZM50 244H51V246H50ZM54 244V245H53ZM61 246H63V247H61ZM67 244V246H65ZM92 244V245H91ZM138 244V245H137ZM150 244V245H149ZM6 245H4V244H2V246H1V243H0V246L1 247H3V246H6ZM16 245L14 246V247H9V249L8 250H10V249H13V250H15V248H16ZM70 245H73V247L72 248H74V244H72V242H71V244ZM97 245V247L96 248H94L95 246ZM155 245V244H154ZM10 246V245H9ZM18 246V245H17ZM21 246L19 247V248H21ZM78 246V245H77ZM88 246V247H87ZM109 246V248H107ZM118 246H119V248H118ZM123 246V247H122ZM126 246H127V248H126ZM134 246V247H133ZM135 246L138 248V250H135V249H137V248H135ZM141 246V247H140ZM155 246H158V244L156 243V245ZM7 247H8V245H7ZM27 247V246H26ZM33 247H36L35 249H39L40 247V249H41V251H42V249H43V251L45 250V249H47V250H45L44 252L42 251H40V252H37V251H35V249L33 250ZM44 247H45V249H44ZM53 247H55V249L53 248ZM58 247V248H57ZM66 247V248H65ZM76 247V246H75ZM85 247V248H84ZM92 247L94 248L93 250H92ZM103 247H104V249H103ZM106 247V248H105ZM24 249H25V247H23ZM22 248V249H23ZM62 250V251H60V249ZM63 248H64V252H63ZM69 250H68V249ZM110 248H113V249H110ZM123 249L124 251H126V253L127 254H124L125 252H122V250L121 249ZM126 248V249H125ZM135 248V249H134ZM153 248V249H152ZM0 249H2V248H0ZM28 249V248H27ZM27 249H25L24 250V254H26V250ZM52 249H54V250H57V251H59V252H57V251H53ZM110 249V250H109ZM129 249V250H128ZM12 250V251H13ZM29 250H31V249H29ZM68 250V251H67ZM74 250V249H73ZM90 250V251H89ZM98 250V252H104V251H100L99 249H97ZM118 250V251H117ZM120 250V251H119ZM128 250V251H127ZM153 250V251H152ZM164 250H167V249H164ZM19 252L21 251V249H19L18 250ZM17 250H15L14 252H12V253H14V254H17L18 255V252ZM23 251V250H22ZM32 251H30V253H33ZM49 251H50V253H49ZM54 252V254H53V252ZM139 251V252H138ZM11 252V251H10ZM16 252V253H15ZM27 255L29 254V251L27 250ZM65 252V253H66ZM90 252H91V254H90ZM120 253V255H119V253ZM33 253V254H34ZM38 253H40V255L38 254ZM49 253V254H48ZM70 253V252H69ZM89 253V254H88ZM140 253H142L144 256H141L142 254H140ZM153 253V255H151ZM59 254L60 256V258H62L61 256H63V258L62 259H64L65 257H67V255L66 256H64L65 254ZM82 254H84L83 252H82ZM107 254V255H106ZM41 255V256H42ZM48 255H50L49 257H51V258H49L48 257ZM52 255H53V257H52ZM123 255V256H122ZM21 256L23 257L24 255H23V253H21ZM31 255L29 254V258H31V260H30V264L32 263L31 261H33L34 259L32 258V257H34V256H31ZM110 256V257H109ZM26 259H28L27 261H26V263H28L29 264V258H27V256L25 255L24 256ZM56 258V257H54V264H57L58 263V261L60 260H62V259H60V258ZM113 259H112V258ZM123 257V258H122ZM139 257H140V259H139ZM144 259V260H142V258ZM161 258V261H162V263H159V260H160V258ZM49 258V259H48ZM86 258V259H85ZM88 258V259H87ZM110 258V259H109ZM1 259V258H0ZM33 259V260H32ZM59 259V260H58ZM72 259V260H71ZM90 259H91V261H90ZM121 259V260H120ZM148 259V260H147ZM163 259V260H162ZM52 260V261H53ZM56 260V261H55ZM65 260H66V262H68V264H72L71 262H69L68 260H67V258H65ZM65 260H64V262H62L63 264L64 263H66L65 262ZM87 260V261H86ZM109 260V261H108ZM123 260V261H122ZM4 261H6L5 259H4ZM47 261L45 262V263H43V264H46L47 263ZM60 261H59V263H60ZM80 261V262H79ZM86 263H85V262ZM108 261V262H107ZM143 261V262H142ZM145 261V262H144ZM160 261V262H161ZM174 261V262H173ZM35 262V261H34ZM32 263V264H38L39 262L40 263H42L43 262V260H39L38 261V263ZM57 262V263H56ZM8 264V260H7V262H3V260L1 261L0 260V264ZM9 263H12L11 261L9 262ZM58 263V264H59ZM62 263H60V264H62ZM13 264V263H12ZM67 264V263H66Z\"/></svg>",
  "mask_w": 264,
  "mask_h": 264
},
{
  "label": "bare ground",
  "instance_id": "6f19581e",
  "mask_svg": "<svg viewBox=\"0 0 264 264\" xmlns=\"http://www.w3.org/2000/svg\"><path fill=\"white\" fill-rule=\"evenodd\" d=\"M112 1V0H111ZM117 1V0H116ZM143 1V0H142ZM157 1V0H156ZM155 0H154V2H156ZM160 1V0H159ZM173 1V0H172ZM181 1V0H180ZM191 1H193V0H189L188 2H191ZM195 1V0H194ZM193 1V2H194ZM205 1L206 0H202V3L200 4V2L199 3H195V4H199V6L201 7L202 6V10H201V8H197V7H195L197 10L199 9L200 11H203V9H205L204 7H206V5H208L207 6V8L203 11V13H202V15H206L205 14V12L206 11H208V12H210V10L212 11V12H216V13H212V14H216V15H210L209 13L207 14V15H209L210 16V18L211 17H213V16H216L217 17V15H218V17H217V19H215L217 22L216 23H219V20H220V22H221V25L220 24H216V23H214V18H213V25L214 24H216L218 27H219V25L222 27V30H223V32H221V34L222 35H218V34H220V29L221 28H219L218 29V32L219 33H216L215 32V34H217V35H213L214 34V32L213 31H211V29L213 28V26L212 25H209V27L210 28H208V26H207V24L209 23V24H211L212 23V19H210L209 18V16L207 17V15L206 16H204L203 18H205V17H207V18H205V20H207V21H210V22H206L204 19V21L202 20V17L200 16V18H199V16H197L198 17V21H199V27H200V25H201V23L202 22H205V23H202V24H204L203 26H205V24H206V26H205V28H207V29H209L210 31H209V35H208V30H207V32L205 31V33H207V35L206 34H203L202 33V30H200L202 27H198L197 26V28L198 29H196V31H197V33H195L197 36H199V37H197L194 33H192V37L193 36H195L194 38H192V37H189L190 39L189 40H191V38L192 39H195L196 38V41L198 40V42H199V40H202L203 38H205V37H203V36H207L205 39H209L210 38V33H212V35L214 36H212L213 38L211 39V41L209 40V42H208V40H205L204 39V41H203V44H205V45H203V46H201V44L199 45V43L200 42H202V41H200L199 43L198 42H196L195 40H194V42H193V40H191L190 42H189V44H188V41L189 40H187V42H185V38L186 37H184V41H183V43L185 44H187V46L188 45H193L194 44V47L192 46H186V45H184V44H181V43H179V42H182V41H177V40H174L176 37H177V35L178 34H174V31L175 30H173V33H171V34H174V43H177L178 42V44H175L174 45V43H172V45L176 48V47H178L177 49H175L172 45H171V43L170 42H168V44L170 45V46H167L166 44H165V42H164V40H162L164 43H162V46H163V44L168 48H171L170 49V51L169 50H167V52H173L174 54H176V53H179V48L181 49L180 50V53L182 54V53H184L185 51H187V50H189L188 52H189V54H190V52L192 51L191 50V48H193V51L191 52V54L189 55V54H187L188 56H190V58L186 55V53L187 52H185V55L187 56V58H188V62H184L187 58H186V56L184 57V58H186V59H184L183 57H181V58H183L184 60H182L183 62H182V65L183 64H185L184 65V67H182V65H181V63L179 64L181 67H182V69L184 68V74L185 75H180V78H181V76H185L186 78L184 79V81L185 82H187L188 83V80L189 81H195V79L198 81V80H200V82H201V85H202V83H203V86H199V87H197L198 86V84H199V81H198V84L197 85H195L194 86V84H193V82L192 83H188L189 84V86H191L190 84H192L194 87H196L197 88V91L200 93H197L196 92V88L194 89L195 90V92H193V93H197V95L199 94V96L198 97H200L199 99V102H201L202 101V103H203V101H204V103H205V106H206V111L208 110V109H210L211 107V110L210 111H207V113L208 114H206V111H205V113H204V111L203 110H205V108L202 110V112L200 113V110L199 109H202V107L200 106V104H199V102L197 103V105H198V108L199 109H197L195 106H194V103L192 104L191 102V104L190 105H193L194 106V109L193 110H191L192 112H190L189 113V111L187 110L189 107L186 105V103H185V105L187 106V108H186V111L184 110L185 108L183 107V106H181L184 102V100H185V102H186V98L183 100V98H182V102L183 103H181V102H179V101H181V100H178V99H180L179 97H178V102H177V100H176V96L177 95H175V102H177V104L179 105L180 104V108H182L181 110L183 111H181V113H180V108L178 109L179 110V113H178V110L176 109L177 107H179V106H177L176 104H174L175 102L173 101L174 100V98L173 99H171L174 95L173 94H171L173 91H175V89H173L174 88V86H175V84H174V86H173V88L172 87H170V88H172L171 90V93L169 92V90L168 89H170V88H167L166 87V84L168 83H166L165 82V80H166V78L168 77V76H166V78L165 79H163L162 81H164L163 83L165 84V87H164V89H163V87L162 86H164L163 84H161V85H158L159 84V82L161 81L160 79H159V81H157L158 79V77L156 78L155 76H156V73L158 72H153L154 74H155V79H156V81H157V85L158 86H160V88H162V90H164L165 91V88H166V93L168 92V95L165 93V92H163L160 88V90H159V92L161 91L162 93H160V94H163V96H162V98H164V99H162V98H160V97H157V98H159L158 100H156V101H159V102H157L156 103V101H154L155 103L152 105L151 104V107H153L154 105H156L157 106V104L158 103H160V104H158V105H160V107L158 106L157 108L159 109L158 111L160 112V113H163L164 112V114L166 113V115H167V118H165V120H164V118L162 119L161 117H163V114H156L155 115V113L154 114H152V115H155V116H161L160 118L162 119V121L164 122V124L165 123H167V125H166V127H165V125L164 124H162V126L163 127H159V128H161L160 130L162 131V129H165V131H164V133L166 132V130L168 131L169 130V132H173V134L171 135L172 136V138H173V140H175V133H174V131H176L175 129L176 128H178V127H176V125L177 126H179V129L176 131V133H178L179 131H181L180 133H178V135H179V137H177V138H179V141L180 142H175V143H177L179 146L182 144H185V142H186V144H185V146L183 145V146H180L181 148H182V150L184 151L183 153H186V154H184V156H182V150H178V148L179 149H181L180 147H176V149H177V151H176V149H175V145L176 146H178L177 144H175V145H173V144H171V143H173L174 141H172L171 139H170V137H169V141H171V143H169V145H173L172 147H174V148H172L171 146H169V145H167V151H165L166 150V147L164 146L165 145V143H161V145L162 144H164L163 146L165 147V148H163V149H165L164 150V153L166 152V153H172V150L173 149H175V151L176 152H178L179 154H180V157H177L176 158V156H175V154H177V156H179V154L178 153H176L175 151V153L173 152V154H174V156H175V158L176 159H174V156L173 155H165L162 151H163V149L161 150V151H159V149L158 148H160V146H159V144L158 145H156V146H159V147H156L155 148V146L153 147L152 145H153V143L156 141V136L154 137L153 135H154V132L152 133L153 135V139L151 140L152 142H149L150 141V139L148 138L147 139V135H148V133L149 132H147L146 133V131L145 132H143V133H146V136L145 135H143V133L141 134L140 133V130L141 129H143V128H141V129H139V132L138 133H140L139 134V136L141 135V137L142 136H145L146 137V139L147 140H149V141H147L146 143L147 144H149V145H151V146H149V148H154L155 149V151H157V153H155V155H156V157H160L159 155H161L162 157L161 158H163V156H165L166 157V159H162L161 160V167H162V169L164 170V172H165V174L164 175H162L161 173V175H162V177L163 176H165V178L163 177H158L157 175H155V174H158L161 170L160 169H158V168H161V167H158V166H160V165H157V164H155L156 166H155V168H157V170H160L159 172H156V171H154V172H156L154 175L156 176V177H158V181L160 182V180L166 185L167 183V181H165L166 180V178L168 177V176H178V177H180V180H181V178L182 179H185V180H187V182L184 180V185L186 184V183H188L191 187H187L186 189H189L190 188V190H191V192L190 193H193V196H194V199L192 198V194L190 195V194H188V195H190L191 196V198L193 199H191L193 202H194V204H193V202L191 203L192 204V206L189 204V200L190 199H188V201H187V197H186V194L184 193L185 191H182L181 193L183 194V195H185L184 197H185V199H181V198H184V197H182L183 195L181 194V195H179L180 196V198L178 197V200L177 201H175L176 199H177V197L175 198V200H174V197L172 198V192H173V190H172V192H171V190H169L170 189V185H171V181H169L170 182V185H168V190H166L164 187H166L163 183L161 184V186H159L160 185V183L156 180V177L153 179L152 178V176H151V178L152 179H149L148 180V182H150L151 184L154 182V180L155 181H157L158 183H155L154 184V186H153V188H152V186L151 185H149L150 183H146V186H147V188L145 189V188H142V189H145V190H143V191H145L144 192V194H145V198H143V202H142V204H143V206L141 207V206H139V204L141 203H136L135 202V198H136V193L134 194V190L136 189H134L133 190V193L132 194H130V198H128L127 197V199L128 200H130L131 199V195H133V197L132 198H134V196H135V198L134 199H131V200H133L135 203H136V208L139 210V207H140V210L143 208V210L142 211H140L141 212V214H142V216L144 215V221H145V218H146V220H147V222H148V219H147V217L149 218V220H150V222H154L155 223V221L157 220V221H159V219H156V217H158L159 218V216H157L158 215V213L160 212V211H164L165 210V215L167 216V219H166V217H165V215L162 213V212H160V215H161V213H162V215L164 216V218H165V220H168L169 222V225H170V227H168V229H165L164 227L163 228H161L162 230H160V231H155L154 229V231L153 230H150V231H147V232H145V233H143L142 235L140 234L139 235V233L137 234V235H139V236H134V237H132V236H128V237H126V236H124L123 234V232L122 231H120V229L118 228L119 226H121L122 224L120 223L121 221L123 222L124 220H122L124 217H122V219L120 220V222H118L119 220H117L116 218V224H114V228L111 230L110 229V227L112 226H110L109 228H108V226H106V228L108 229V230H106V233H102V234H99L100 236H101V238L103 239V236L102 235H105V234H107V231H108V233H109V231L110 232H112L113 230H114V232L112 233V234H114L115 233V236L117 235V236H120V234H122L121 236L122 237H119V238H117L115 241H112V243H114L116 246H117V243L116 242H120V245L121 244H123V245H125V244H131L132 242H134L135 240H137V241H144V240H149V242L151 241V243L153 244V242H155L154 244L156 245V243L158 244V246H155L154 244L151 246V247H155V249L154 250H156V249H158L157 247H160L159 249H161L163 252L162 253H165V256L163 257V255L162 254H160L159 252H161L160 250H159V252H158V250H156V252L155 253H157L156 255H155V257L154 258H156V256L158 255V253L160 254V255H158V256H161L162 255V258L165 260V258L166 257H170L171 258V260H173V259H175L177 262H175V264H264V240L261 242V241H257V238H256V235H252V233H254L255 231H254V229H255V227H254V229H253V231L254 232H251V235H252V237L249 235V234H247L245 231L244 232H242V231H240V229H238V225L239 224H241V222L243 221L242 220V216H240L239 214L241 213V211H242V208H244L245 207V209L243 210V212L244 211H249V212H252L253 211V209L251 208V207H253L250 203H249V200H248V197H249V195H250V193H249V191L250 192H252L253 193V195L252 196H254V197H256L255 195H257L258 194V196H260V194H262L261 196H263L264 195V0H208L207 2H208V4L207 3H205ZM114 2V1H113ZM149 3H150V1H148ZM152 2V1H151ZM176 2V1H175ZM178 2V1H177ZM186 2H187V0H186ZM186 2H184V3H186ZM139 3H142V2H140V0H139ZM167 3V2H166ZM171 2H169V4H170ZM179 3V2H178ZM183 3V4H184ZM113 4V3H112ZM111 4V5H112ZM146 4V3H145ZM156 4V3H155ZM162 3H160V5H161ZM169 4L168 5H166V6H169ZM176 4V3H175ZM183 4H181V7H182V5ZM190 4V3H189ZM192 4V3H191ZM194 4V5H195ZM202 4H205V5H202ZM152 5V4H151ZM159 5V6H160ZM163 5V4H162ZM177 5V4H176ZM193 5V4H192ZM113 6H114V4H113ZM139 6H141V5H139ZM143 6V5H142ZM141 6V7H142ZM154 6H156V5H154ZM158 5H157V7H159ZM166 6H164V7H166ZM172 6V5H171ZM174 6V5H173ZM180 6V4L178 5V7ZM186 7L185 8H187V4L185 5ZM190 6V5H189ZM198 6V5H197ZM116 7V6H115ZM148 7V6H147ZM156 7V8H157ZM163 7V8H164ZM178 7H177V9H178ZM191 7V6H190ZM192 7H194V6H192ZM143 8V7H142ZM144 8H145V6H144ZM143 8V9H144ZM150 8V7H149ZM149 8L147 9L148 11H150L149 10ZM163 8H161V9H159V10H163ZM170 8V7H169ZM168 8V9H169ZM173 8V7H172ZM176 8V6L174 7V9ZM180 8V7H179ZM139 9L141 10V8L139 7ZM153 9V8H152ZM167 9V10H168ZM188 9V8H187ZM138 10V9H137ZM158 10V12H160ZM165 10V9H164ZM171 10V9H170ZM176 10V9H175ZM113 11H114V9H113ZM169 11V10H168ZM171 11H173V9L171 10ZM177 11V10H176ZM180 11V10H179ZM179 11L177 12V13H179ZM182 11V10H181ZM185 11H186V9H185ZM188 11H190V10H188ZM192 11V10H191ZM190 11V12H191ZM141 12H143V10L141 11ZM145 12H146V10H145ZM157 12V13H158ZM166 12V11H165ZM193 12V11H192ZM194 12L195 13H193V15H194V17L196 18V13H198L199 11H197L196 12V10H194ZM148 13V12H147ZM150 13V12H149ZM155 13V12H154ZM157 13H155L156 15H157ZM164 13V12H163ZM170 14H172L173 12H169ZM174 13H175V11H174ZM174 13H173V15H174ZM181 13V12H180ZM183 13V12H182ZM165 14V13H164ZM163 14V15H164ZM167 14H168V12L166 13V15L165 16H167ZM176 14V13H175ZM186 13H184V15H185ZM188 14V13H187ZM186 14V15H187ZM190 14V13H189ZM199 14V13H198ZM197 14V15H198ZM140 15H142V14H140ZM144 15V14H143ZM151 15V14H150ZM169 15V14H168ZM184 15H180L181 17H185ZM200 15V14H199ZM146 16H147V14H146ZM155 16V15H154ZM145 17V16H144ZM172 17V16H171ZM170 17V18H171ZM175 17V16H174ZM189 18V16L187 15L186 16V18ZM191 17V16H190ZM193 17V16H192ZM140 18H142L141 16H140ZM146 18V17H145ZM149 18V17H148ZM155 18V17H154ZM158 18V17H157ZM156 18V19H157ZM165 18V17H164ZM167 18H169V17H167ZM176 19H177V17H175ZM173 19V18H171V20L173 19L175 22H176V19ZM180 18V17H179ZM178 18V19H179ZM185 18V19H186ZM144 19V18H143ZM142 19V20H143ZM153 19V18H152ZM151 19V20H152ZM161 19H163V18H161ZM166 19V18H165ZM177 19V20H178ZM182 19V18H181ZM197 19V18H196ZM199 19H201L202 20V22L199 20ZM148 20H150V19H148ZM151 20L149 21L150 23H151ZM155 20V19H154ZM192 20V19H191ZM190 20V22H192L193 20H194V18H193V20L191 21ZM146 21V19L144 20V22ZM153 21V20H152ZM156 21V20H155ZM154 21V22H155ZM165 21V20H164ZM169 22H170V19L168 20ZM174 21H172L170 24H173V26H175L174 25ZM195 21L197 22V20H194V23H192L194 26H195V28H196V25L197 24H195ZM161 22V21H160ZM166 22V21H165ZM187 22H189V19L187 20ZM148 23V22H147ZM164 23V22H163ZM162 23V24H163ZM177 23H178V21H177ZM183 23V22H182ZM145 24V23H144ZM149 24V23H148ZM152 24H154V23H152ZM158 24V23H157ZM161 24V25H162ZM170 24H169V26H170ZM181 24V23H180ZM179 24V25H180ZM186 24V23H185ZM146 25V24H145ZM160 25V26H161ZM167 27H168V24L166 23L165 24ZM184 25V24H183ZM188 25V24H187ZM189 25H191V24H189ZM189 25H188V28H189ZM192 25V27L194 28V26ZM215 25V26H216ZM149 26H150V24H149ZM153 26H155V25H153ZM163 26V25H162ZM211 26H212V28H211ZM215 26H214V28H215ZM146 27V26H145ZM151 27H152V25H151ZM187 27V26H186ZM217 27V28H218ZM147 28V27H146ZM169 28V27H168ZM181 28V27H180ZM190 28H191V26H190ZM189 28V29H190ZM192 28V29H193ZM195 28H194V30H195ZM213 28V29H214ZM217 28H215V30L217 29ZM142 29H144V28H142ZM176 29H177V26H176ZM191 29V30H192ZM203 29V28H202ZM212 29V30H213ZM150 30H151V28H150ZM161 30H163V28H161ZM171 30V29H170ZM193 30V32H195ZM200 30V31H199ZM205 29H203V31H204ZM146 31V30H145ZM169 31V30H168ZM183 31L184 30H182V34L181 35H184V33H183ZM188 31V30H187ZM217 31V30H216ZM142 32H144V31H142ZM156 32V31H155ZM155 32H153V34L155 33ZM158 32V31H157ZM177 32H179V30H177ZM176 31H175V33H177ZM185 32H186V30H185ZM198 32L200 33H202V36H201V33L200 34H198ZM163 33V32H162ZM165 33L167 34V32H166V29H165ZM169 33V32H168ZM187 33V32H186ZM185 33V34H186ZM142 34H144V33H142ZM145 34H149V32L148 33H145ZM145 34H144V36H145ZM159 34V33H158ZM171 34H169V35H171ZM179 34H180V32H179ZM194 34V35H193ZM169 35H167V36H169ZM187 35V34H186ZM185 35V36H186ZM189 35H191V34H188L187 36H189ZM143 36V37H144ZM164 36V35H163ZM176 36V37H175ZM222 36V37H221ZM158 36H156V38H157ZM171 36H169L168 38H170ZM178 37H179V35H178ZM178 37H177V39H178ZM182 37V38H183ZM202 38V39H199V38ZM218 37V38H217ZM152 38H155L154 37V35L152 36ZM155 38V39H156ZM160 38V37H159ZM158 38V39H159ZM172 38V37H171ZM198 38V39H197ZM144 39H147V36H146V38H144ZM148 39H150V38H148ZM148 39L146 40L147 42H148ZM158 39H157V41H158ZM161 39V38H160ZM159 39V40H160ZM162 39H163V37H162ZM165 39H166V37H165ZM187 39H188V37H187ZM154 40V39H153ZM152 40V41H153ZM179 40H181V37H179ZM183 40V39H182ZM145 41V42H146ZM151 41V42H152ZM161 41V42H162ZM206 41V43H204ZM146 42V43H147ZM150 42V43H151ZM154 42V41H153ZM152 42V43H153ZM160 42V41H159ZM166 42H167V39H166ZM172 42V41H171ZM192 42H193V44H192ZM145 43V44H146ZM157 43V42H156ZM155 43V44H156ZM198 43V44H197ZM144 44V45H145ZM154 44V43H153ZM158 44V43H157ZM146 45H148V44H146ZM177 45V46H176ZM181 45H184L183 46V48H184V52H183V49H182V47H181ZM152 46V45H151ZM150 46V47H151ZM160 46V45H159ZM164 46V47H165ZM180 46V47H179ZM200 46V47H199ZM114 47H116V46H114ZM112 48V49H115V48ZM153 47V46H152ZM191 47V48H190ZM154 48H156L155 46H154ZM154 48H153V51H154ZM163 48V47H162ZM162 48H160V49H162ZM168 48V49H169ZM187 48H189V49H187ZM194 48L196 49V50H194ZM199 48H201V49H199ZM145 49V51L147 50V48L145 47L144 48ZM174 49V50H173ZM152 50V49H151ZM165 50H166V48H165ZM172 50V51H171ZM175 50H177L178 52H176ZM191 50V51H190ZM117 51V49H115V52ZM157 51H158V48H157ZM159 51H161V50H159ZM113 52H114V50H113ZM119 52V51H118ZM118 52H116L115 53V55L117 54L118 55ZM148 52V51H147ZM163 52H165L166 53V51H163ZM176 52V53H175ZM121 53V52H120ZM150 53H151V51H150ZM162 53V52H161ZM179 53V54H180ZM74 54V53H73ZM147 54V53H146ZM145 54V55H146ZM148 54H149V52H148ZM159 54V53H158ZM178 54V55H179ZM180 54V55H181ZM155 55V54H154ZM161 55V54H160ZM162 55H164L163 53H162ZM182 55V56H183ZM144 56V55H143ZM147 56V55H146ZM150 56V55H149ZM152 56V55H151ZM156 56V55H155ZM158 56V55H157ZM170 56V55H169ZM119 57H120V55H119ZM115 58H117V57H115ZM158 58V57H157ZM160 58V57H159ZM161 58L163 59V57L161 56ZM160 58V59H161ZM144 59H148V57L146 58L145 56H144V58H143V62L145 63V60ZM150 59V58H149ZM161 59V60H162ZM153 60V59H152ZM167 59H166V57H165V61H163V62H168V60L166 61ZM173 60V59H172ZM150 61H151V59H150ZM149 61V62H150ZM157 61H159V60H157ZM174 61H175V57H174ZM176 61H178L177 59H176ZM187 61V60H186ZM142 61L141 62H139L140 64L141 63H143ZM149 62H147L148 64H146V66L147 65H151V64H149ZM152 62H154V61H151L150 63H152ZM160 63L162 62V61H159ZM162 62V63H163ZM170 62V61H169ZM178 62H180V61H178ZM177 62V63H178ZM126 63V62H125ZM139 64V66H135L136 68L137 67H140V66H142V65H140ZM153 64V63H152ZM157 64V63H156ZM164 64V63H163ZM170 65H171V62L169 63ZM176 64V63H175ZM124 65V64H123ZM128 65V64H127ZM158 65H159V63H158ZM172 65H174V63L172 62ZM116 66V65H115ZM143 66H145V64L143 65ZM145 66V67H146ZM151 66H153V65H151ZM176 66H178V65H176ZM126 67H129V65L128 66H126ZM126 67H124V68H126ZM159 68H160V66H158ZM163 67H164V65H163ZM166 67H167V65H166ZM172 68H173V66H171ZM171 67L169 68H166V70H167V73H168V69H170V70H172L171 69ZM175 67V66H174ZM116 69L118 68V67H115ZM121 68V67H120ZM123 68V69H124ZM147 68V70H154V69H156L157 67H153L154 69H149L148 67H146ZM122 69V70H123ZM128 70H129V68H127ZM132 69L133 68H131L130 69V71L132 72ZM137 69H139V68H137ZM137 69H135V70H137ZM141 69V68H140ZM173 69H175V68H173ZM177 69H179V68H177ZM121 70V69H120ZM125 70V69H124ZM134 70V71H135ZM143 70H145V68L143 69ZM142 70V71H143ZM159 70H161V69H159ZM163 70V69H162ZM179 70H181V68L179 69ZM178 70V71H179ZM141 71V70H140ZM141 71V72H142ZM146 71V70H145ZM149 71H147V72H149ZM177 71V70H176ZM114 72V71H113ZM118 71H116V73H117ZM124 72V71H123ZM127 72V71H126ZM129 72V71H128ZM127 72V74L124 72L123 74H124V78H128L127 77V75L129 74ZM130 72V73H131ZM147 72H142V73H147ZM170 72V71H169ZM122 73V72H121ZM136 73V72H135ZM152 73V71L150 72V74ZM162 73H164V72H162ZM161 73V74H162ZM171 73V72H170ZM177 73H179V72H177ZM118 74H120V73H117V75L116 76H118ZM123 74H122V78H123ZM133 74H134V72H133ZM153 74V75H154ZM161 74H159L158 73V75L160 76V78H162L161 77ZM173 74V73H172ZM180 74H181V72H180ZM125 75H126V77H125ZM149 73L146 75L145 74V76H147V78H148V80H151L152 81V79H149ZM153 75L151 76V77H153ZM157 75V76H158ZM163 75V74H162ZM169 75H171V74H169ZM178 75V74H177ZM129 76V78H128V81L129 82H131L130 80L132 79V81L133 82H136L135 81V78L136 77H134L135 76V74H134V76L133 77H130V74L128 75ZM137 76V78H136V80L138 79V77L140 76H138V75H136ZM145 76H143L142 75V77H143V79H145L146 77ZM172 76V75H171ZM175 76V75H174ZM246 76V77H245ZM121 77V76H120ZM142 77H139V79L137 80L138 82H139V80L142 78ZM145 77V78H144ZM164 77H165V75H164ZM179 77V76H178ZM113 78V77H112ZM121 78V79H122ZM131 78V79H130ZM171 78V77H170ZM173 79L175 78V77H172ZM176 79H177V76H176ZM122 80H124V79H122ZM142 80V79H141ZM169 80V79H168ZM167 80V81H168ZM181 80V79H180ZM180 80H178V82L180 81ZM183 80V79H182ZM181 80V81H182ZM117 83H116V82ZM115 83L117 84V86H116V84L112 81V83H114V84H112L114 87H116V88H118V87H123V86H125L128 82H127V80L125 79V85H123V84H121V85H119V78L116 80L115 79ZM143 81V80H142ZM145 82H147V79L146 80H144ZM153 81L154 82H156L154 79H153ZM170 81V80H169ZM171 81H173V80H171ZM197 81H195V82H197ZM141 82V81H140ZM176 82V81H175ZM174 82V83H175ZM120 83H123V81L122 82H120ZM143 83V82H142ZM180 83V82H179ZM131 84H132V82H131ZM134 84V83H133ZM145 84H147V83H145ZM144 84V85H145ZM153 85V83L152 82H150V85ZM172 85H173V83H171ZM184 84V83H183ZM186 84V83H185ZM135 85V84H134ZM155 85V84H154ZM153 85V86H154ZM168 85V84H167ZM170 85V84H169ZM179 85H181V84H178V87H179ZM4 85H2V87H3ZM137 86V83H136V85H135V87ZM139 86H141V85H139ZM138 86V87H139ZM143 86V85H142ZM156 86V85H155ZM182 86V85H181ZM180 86V87H181ZM186 86H187V84H186ZM132 87V86H131ZM183 87V86H182ZM192 87V86H191ZM193 87V88H194ZM200 87H202V88H200ZM4 88V87H3ZM115 88V89H116ZM124 88V87H123ZM140 88H142V87H140ZM144 88V87H143ZM149 87H147V88H145V89H148ZM154 87H151V89H153ZM158 87L156 86V89H157ZM184 88V87H183ZM199 88V89H198ZM0 89H1V87H0ZM119 89V88H118ZM121 89V88H120ZM120 89H119V91H120ZM133 89V88H132ZM135 90H136V88H134ZM138 89V88H137ZM151 89H149V90H147V91H152ZM185 90H187L186 89V87L184 88ZM183 89V90H184ZM188 89H189V87H188ZM17 90L19 91L20 89H18L17 88ZM122 90V89H121ZM127 90V89H126ZM143 90V89H142ZM157 90V91H158ZM168 90V91H167ZM0 91H2V89L0 90ZM15 91H16V88H15ZM17 91V94L20 92H18ZM22 91V90H21ZM114 91V90H113ZM124 91H125V89H124ZM137 91V90H136ZM141 91V90H140ZM145 91V90H144ZM157 91L155 90V92H156V94L158 95L159 93H157ZM176 91H178L177 89H176ZM180 91V90H179ZM115 92V91H114ZM122 92H123V90H122ZM121 92V93H122ZM184 92V91H183ZM191 92V91H190ZM116 94H117V92H115ZM118 93H120V92H118ZM125 93V92H124ZM124 93H123V95H124ZM141 93V92H140ZM144 93V92H143ZM149 93V92H148ZM154 92H152V94H153ZM170 93V94H169ZM187 93V92H186ZM145 94V93H144ZM143 94V95H144ZM166 96H165V95ZM174 94H176V93H174ZM177 94H179L180 95V93H177ZM22 95V94H21ZM149 95H150V93H149ZM148 95V96H149ZM155 95V94H154ZM188 95V94H187ZM192 95V94H191ZM190 94H189V96H191ZM196 95V96H197ZM15 96V95H14ZM13 96V97H14ZM114 96V95H113ZM118 96V95H117ZM119 96H122L121 94L119 95ZM142 96V95H141ZM152 96V95H151ZM159 96V95H158ZM166 97V100H165V97ZM172 96V97H171ZM192 96H195V95H192ZM191 96V97H192ZM195 96V97H196ZM32 97V96H31ZM31 97H29L28 96V101H30V100H32V98ZM34 97V96H33ZM39 97L40 96H38V97H36V98H38L39 99ZM115 97V96H114ZM125 97V96H124ZM143 97V96H142ZM153 97V96H152ZM181 97H185V96H181ZM187 97V96H186ZM190 97V100L192 99ZM194 97V98H195ZM198 97H196V98H198ZM12 98V97H11ZM16 98H17V96H16ZM29 98H31L30 100H29ZM123 98V97H122ZM147 98V97H146ZM151 98V97H150ZM156 98V95L154 96V99ZM188 98V97H187ZM10 99V98H9ZM8 99V100H9ZM27 99H25L24 101H26ZM115 99H117V98H115ZM119 99H121V98H119ZM118 99V100H119ZM140 99V98H139ZM144 99H145V97H144ZM148 99V98H147ZM152 99V98H151ZM153 99V100H154ZM160 99H162V100H164V102L162 101V100H160ZM167 99H169L170 101V103H168V100ZM36 100V99H35ZM34 100V101H35ZM117 100V101H118ZM122 100V99H121ZM153 100H151V101H153ZM193 100H196V99H193ZM198 100V99H197ZM11 101V100H10ZM10 101H8V102H10ZM14 101V100H13ZM13 101H12V103H10V104H13ZM17 101V100H16ZM19 101V100H18ZM20 101H22V99L20 100ZM28 101H26V102H28ZM33 101V100H32ZM33 101V102H34ZM36 101H39V100H36ZM142 101V100H141ZM150 101V102H151ZM171 101H173V102H171ZM188 101V100H187ZM32 102V103H33ZM113 102H114V100H113ZM119 102V101H118ZM121 102V101H120ZM140 102V101H139ZM143 102V101H142ZM161 102H163V103H161ZM194 102V101H193ZM197 102V101H196ZM5 103V102H4ZM15 103L16 102H14V105H15ZM18 103H21V104H23L22 102H18ZM31 103V102H30ZM36 103V102H35ZM38 103V102H37ZM153 103V102H152ZM165 103V104H164ZM166 103H168V104H166ZM7 104V101H6V103H5V105ZM143 104H147L148 105V103L146 102V103H143ZM161 104H163L162 106H161ZM188 104V103H187ZM206 104H210L211 105V107H210V105H209V108H208V106L206 105ZM30 105V104H29ZM29 105H28V107H29ZM32 105V104H31ZM34 105H36V104H34ZM166 105H167V107H166ZM174 107H173V106ZM184 105V106H185ZM203 105V104H202ZM20 106V105H19ZM23 106H25V105H23ZM37 106V105H36ZM115 106H116V104H115ZM114 106V107H115ZM117 106H118V104H117ZM149 106V105H148ZM185 106V107H186ZM201 108H200V107ZM7 107H9V106H7ZM10 107H11V105H10ZM9 107V108H10ZM13 107V106H12ZM21 107V106H20ZM32 107H33V105H32ZM141 107H145V106H141ZM141 107H139L140 109H141ZM155 107V106H154ZM161 107L163 108L162 110H164L165 108H167L166 110H164V111H162L161 110ZM172 110H174L172 113H173V117L171 118L170 116H168V111H170L171 109ZM5 108H6V106H5ZM14 108V107H13ZM15 108H16V106H15ZM17 108H19V107H17ZM23 108H27V107H23ZM35 108V107H34ZM148 108V107H147ZM147 108H145V109H147ZM170 110H169V109ZM173 108H175V109H173ZM195 108H196V110H195ZM217 108H220L219 110L217 109ZM3 109V108H2ZM29 109V108H28ZM117 109H118V107H117ZM150 108H148V110H149ZM191 109V108H190ZM6 110V109H5ZM11 110H13L14 112H15V110L14 109H11ZM10 110V111H11ZM23 110V109H22ZM26 109H24L23 110V112L25 111ZM114 110H115V108H114ZM151 110V109H150ZM149 110V112H151ZM153 111L152 112H155V111H157L155 108H153L152 109ZM155 110V111H154ZM171 110V111H172ZM175 110H177V113L180 115V114H186V116L185 115H181V117L179 116V115H177V116H179L180 118H181V122L183 123V125L185 124H188V126L190 127H184L181 123H180V121H178L179 120V118L175 115ZM194 110H195V112H194ZM197 110H199V112H197ZM216 110H218V112L216 113ZM10 111H8V112H10ZM18 111V110H17ZM19 111H21V109L19 110ZM19 111H18V114H19ZM119 111V110H118ZM144 111H146V110H144ZM162 111V112H161ZM186 113H185V112ZM188 111V112H187ZM5 112V111H4ZM143 112V111H142ZM159 112H157V113H159ZM194 112V113H193ZM7 113V112H6ZM114 113H116V110H115V112ZM138 113H140V112H138ZM146 113V112H145ZM176 113V114H177ZM192 113L194 114V115H192ZM196 113V114H195ZM1 114H2V111H1ZM123 114V113H122ZM148 114V113H147ZM146 114V115H147ZM9 115H10V113H9ZM13 115V114H12ZM16 115V114H15ZM116 115H117V113H116ZM149 115V114H148ZM166 115H164V116H166ZM174 115H175V118H178V124L176 123V121H175V126H174ZM189 115V116H188ZM192 115V116H191ZM18 116V115H17ZM16 116V117H17ZM22 116H23V114H22ZM154 116V117H155ZM185 116V117H184ZM188 116V117H187ZM7 118H8V116H6ZM10 117V116H9ZM13 117V116H12ZM20 118H21V116H19ZM118 117H120V115L118 116ZM140 117V116H139ZM142 117H143V114H142ZM141 117V118H142ZM147 117V116H146ZM149 117H151L150 115H149ZM153 117V118H154ZM171 119H173V120H171ZM188 119H187V118ZM0 118H1V116H0ZM4 118H5V116H4ZM20 118H18V119H20ZM140 118V119H141ZM156 118V117H155ZM168 118H169V120H168ZM186 119L185 120V122H187V120L189 121V122H187V123H185L184 122V119ZM11 119V118H10ZM25 119H27V118H25ZM115 119H117V118H115ZM115 119H113V120H115ZM120 119V118H119ZM119 119H118V121H119ZM147 119V118H146ZM150 119V118H149ZM161 119H160V121H161ZM168 121H167V120ZM2 120V119H1ZM8 120H9V118H8ZM141 120H143V119H141ZM150 120H152V117H151V119ZM13 121H15L14 119H13ZM18 121V120H17ZM20 121H22V119H20ZM23 121H24V119H23ZM22 121V122H23ZM147 121H148V119H147ZM146 121V122H147ZM155 120H153V126H155V123H157L158 124V122H159V120H157V122L155 121ZM165 121H167V122H165ZM5 122V121H4ZM12 122V121H11ZM22 122H21V125H22ZM115 122V121H114ZM120 122V121H119ZM139 122H141V121H139ZM144 122V121H143ZM143 122H141V123H143ZM149 122V121H148ZM171 122H173V124H171L172 126H174L173 128H174V130L172 131V130H170L169 128H170V125H168L169 123H171ZM16 123V122H15ZM152 123V122H151ZM162 123V122H161ZM2 124H3V122H2ZM6 124H7V122H6ZM12 124V123H11ZM25 124V123H24ZM117 124V123H116ZM140 124V123H139ZM150 124V123H149ZM157 124H156V126H157ZM1 125V124H0ZM16 125V124H15ZM15 125H14V127H15ZM141 125V124H140ZM152 125V124H151ZM150 125V126H151ZM159 125H160V122H159ZM182 125V126H181ZM4 126H5V124H4ZM8 126V125H7ZM118 126V125H117ZM144 126V125H143ZM146 127L148 126V125H145ZM150 126H149V129H150V132H152L151 130L152 129H155V127L154 128H150ZM161 126V125H160ZM167 126H168V129H167ZM18 127H22V126H18ZM165 127V128H164ZM181 127L183 128H185V129H187V131H188V133L190 132L191 133V135H189L188 133H187V131L184 129V132L185 133H182V130L183 129H181ZM9 128V127H8ZM157 128H158V126H157ZM158 128V129H159ZM4 129V128H3ZM2 129V130H3ZM9 129H11V128H9ZM13 129V128H12ZM11 129V130H12ZM22 129H23V127H22ZM118 129V128H117ZM120 129V128H119ZM130 129H133V128H130ZM129 129V130H130ZM157 129V130H158ZM0 130H1V128H0ZM1 130V131H2ZM14 130H18L17 128L16 129H14ZM13 130V131H14ZM115 130H116V125H115ZM3 131H7V130H3ZM19 131H21L20 130V128H19ZM18 131V132H19ZM113 131H114V129H113ZM119 131V130H118ZM118 131H116L115 133H117ZM132 130H130V131H126V133H128V132H131ZM144 131V130H143ZM153 131H155L156 132V130H153ZM8 132H10V131H8ZM21 132H23V130L21 131ZM28 130L26 131V134L28 135ZM30 132V131H29ZM160 132V131H159ZM263 134H262V133ZM15 133V132H14ZM14 133H12V135L14 134ZM24 133V132H23ZM121 132H119V134H120ZM125 133V134H126ZM132 134H133V131L131 132ZM162 134L163 136L166 134ZM261 133V136H262V138L260 139V137H259V141H255L256 140V138H254V137H258V134H260ZM10 134V133H9ZM17 134V133H16ZM20 134V133H19ZM114 134V133H113ZM136 134V133H135ZM151 134V133H150ZM150 134H149V136H150ZM171 134V133H170ZM186 134H188L187 136V138H186V135L184 136V135ZM7 135V134H6ZM22 135V134H21ZM20 135V136H21ZM25 135V134H24ZM122 135V134H121ZM131 135V134H130ZM159 135H161V132H160V134ZM159 135H157V137L159 136ZM166 135H168V134H166ZM165 135V136H166ZM177 135V136H178ZM17 136V135H16ZM72 136V135H71ZM148 136V137H149ZM169 136V135H168ZM175 136V137H174ZM182 136H184V137H182ZM13 136H11V138H12ZM15 137V136H14ZM18 137H19V135H18ZM128 137H130V136H127V138ZM135 137H138V136H135ZM140 137V139H142ZM192 137V138H191ZM10 138V137H9ZM21 138V137H20ZM114 138L116 139V137H115V135H114ZM131 138V137H130ZM133 138V137H132ZM139 138V137H138ZM144 138V137H143ZM159 138V137H158ZM157 138V139H158ZM166 139H168L167 137H165ZM164 138V139H165ZM176 138V140L175 141H177L178 139ZM180 138H186V139H188V141L190 142L189 144H193V147L190 145L189 146V144H187L188 143V141L186 140V141H183L184 139H181L180 140ZM19 139V138H18ZM24 139V138H23ZM122 139H124L123 141H125V139H126V137L125 138H122ZM121 139V140H122ZM137 139V138H136ZM146 139H143L144 141L146 140ZM16 140V139H15ZM20 140V139H19ZM113 140V139H112ZM119 140V139H118ZM127 140V139H126ZM139 140V139H138ZM160 140H161V138H160ZM254 140V141H253ZM12 141V140H11ZM24 141V140H23ZM75 141V140H74ZM132 141H135L134 140V138H133V140ZM144 141H141V142H144ZM158 141V140H157ZM167 141V140H166ZM181 141H182V143H181ZM13 142V141H12ZM16 142H18V140L16 141ZM21 142V141H20ZM19 142V143H20ZM25 142H26V140L24 141V143L23 142H21V143H23V144H21V145H24L25 144ZM115 142H117V141H115ZM126 142V141H125ZM124 142V143H125ZM129 142H131V141H129ZM138 142V141H137ZM140 142V141H139ZM158 142H160V141H158ZM161 142H162V140H161ZM163 142H164V140H163ZM123 143V144H124ZM132 143V142H131ZM134 143V142H133ZM135 143H136V141H135ZM134 143V144H135ZM146 143H145V146L147 147L148 145H146ZM180 143V144H179ZM210 143L212 144V143H214V145L216 144L217 145V147L218 148H216V151H218L219 152V154H220V152L223 154V156L224 157H226L228 160L226 161V158L224 159L226 162H228V163H226L225 161H223L225 164H221L222 166H223V168L222 167H220V168H222L221 170V172H222V174L220 173V171H217V172H219V173H217L216 171V173L215 172H213L212 174L213 175H215V176H213V175H211V179L212 180H208L207 179V177L209 176L210 177V174H208V172L209 173H211L210 171H207V174H206V172L204 173V174H202V172H204V170H202L203 168H201V166L203 165V167H204V169H207L206 167L208 166L207 164H203L204 162H205V158H206V162H208L207 161V157H205L204 156V154L203 153H201V152H203L204 150H206V148L205 147H207V145H210ZM19 144V145H20ZM29 145H30V143H28ZM27 144V145H28ZM73 144H75V143H73ZM122 144V143H121ZM130 144V143H129ZM154 144H156V142L154 143ZM166 144H168L167 142H166ZM20 145V146H21ZM27 145H26V147H27ZM28 145V146H29ZM54 145H55V147H56V143H54ZM124 145H126V146H128V144H124ZM188 145V146H187ZM35 146V145H34ZM33 146V144H32V146L31 147H34ZM58 146V145H57ZM73 146H75V145H73ZM123 146V145H122ZM131 146V145H130ZM133 146V145H132ZM132 146H131V148H132ZM138 146V145H137ZM141 146V145H140ZM169 146V147H168ZM134 147V146H133ZM184 147V148H183ZM189 147H191V148H193V149H191V148H189ZM203 148V150H201V148ZM213 146H211V148H212ZM126 148V147H125ZM139 148V147H138ZM140 148H142V147H140ZM143 148H144V146H143ZM142 148V149H143ZM148 147L147 148H144L145 149V151L144 152H142L141 150H135L136 148H134V152L135 151H139V152H141V153H139L140 154V157L141 156H143L144 154H146V152L147 151H150V149H149ZM172 150H171V149ZM200 148V149H199ZM210 148V149H211ZM22 149V148H21ZM27 150H26V152L28 151V147L26 148ZM29 149H30V147H29ZM59 149V148H58ZM127 149V148H126ZM143 149V150H144ZM146 149H148L147 151H146ZM168 149H170L171 151H168ZM186 149V150H185ZM192 150V151H189V150ZM214 149V148H213ZM218 149V150H217ZM25 150V149H24ZM31 150V149H30ZM29 150V153L31 152ZM129 150V152L132 150H130V148L129 149H127L126 151H128ZM153 150V149H152ZM209 150V149H208ZM208 150H206V151H208ZM132 151V152H133ZM185 151H187V152H185ZM188 151H189V153L190 152H192V154L190 153H188ZM199 151H201L200 153H198ZM204 152V153H207V152ZM213 151V150H212ZM132 152H130L131 153V155L129 156L130 158H131V156H136V155H134L135 153H132ZM160 152V154H158ZM193 152L195 153V154H193ZM210 151H208V153H209ZM32 153V152H31ZM30 153V154H31ZM126 153V152H125ZM138 153H137V155H138ZM153 153V154H154ZM198 153V154H197ZM217 153V152H216ZM129 154V153H128ZM164 154V155H163ZM188 154V155H187ZM203 154V155H202ZM214 154V153H213ZM32 155V154H31ZM155 155H154V157H155ZM196 155V157H194ZM198 155V156H197ZM203 156V157H201V158H204V160H202V164L201 163H199L200 161H201V159L199 158V156ZM209 155V154H208ZM217 154H215V156H216ZM71 156V155H70ZM74 156V155H73ZM77 156V155H76ZM125 156V155H124ZM145 156V155H144ZM150 156V155H149ZM171 158H170V157ZM192 156V157H191ZM207 156V155H206ZM211 156H212V153H211ZM214 156V157H215ZM220 156H221V154H220ZM223 156H221V157H223ZM33 157V156H32ZM35 157V156H34ZM37 157V156H36ZM127 157V159H129L128 158V155L126 156ZM140 157H138L137 156V158H139V159H141ZM153 157V156H152ZM153 157V158H154ZM156 157H155V159H156ZM164 157V158H165ZM168 157V158H167ZM182 157V159H180ZM185 159H184V158ZM192 160H190L189 161V158ZM194 157V158H193ZM210 157V156H209ZM218 157V156H217ZM54 158V157H53ZM60 158H62V157H60ZM60 158H58L59 159V163H61L62 164V161L60 160ZM73 158H75V156L73 157ZM73 158H69V160H73ZM125 158V157H124ZM124 158H123V160H124ZM136 158V159H137ZM147 158H148V156H147ZM146 158V159H147ZM151 158V157H150ZM150 158H149V160H150ZM152 158V159H153ZM161 158H159V159H161ZM173 158V159H172ZM186 158H187V160L189 161H187L186 160ZM197 158V159H196ZM198 158H199V160H198ZM1 159V158H0ZM28 159H30V158H28ZM34 159V158H33ZM32 159V160H33ZM36 160H37V158H35ZM40 159H45V158H40ZM39 159V160H40ZM57 159V160H58ZM65 159V158H64ZM126 159V158H125ZM136 159H134V160H136ZM145 159V160H146ZM210 159V158H209ZM208 159V160H209ZM216 159V158H215ZM215 159L213 160L214 162H215ZM5 160V159H4ZM31 160V163L33 162ZM39 160L37 161V163H40L39 162ZM43 160L41 161L42 163H43ZM67 160V159H66ZM75 160H77V158L75 159ZM131 162H130V161ZM128 161L132 164V163H135L136 161H134V162H132L133 161V158L132 159H129ZM138 160V159H137ZM197 160V161H196ZM218 160V159H217ZM49 161V160H48ZM74 161V160H73ZM73 161H72V163H73ZM91 161V160H90ZM96 161V160H95ZM147 161H148V159H147ZM152 161V160H151ZM153 161H155L154 159H153ZM157 161V160H156ZM187 161V162H186ZM211 160H209V162H210ZM0 162H3V161H0ZM9 162V161H8ZM12 162H14V161H12ZM19 162V161H18ZM34 162H35V160H34ZM53 162H54V159H53ZM53 162H52V164H53ZM58 162V161H57ZM65 161L63 160V163H64ZM68 163H71V162H69V161H67ZM67 162H65L64 163V165L67 163ZM80 162V161H79ZM124 162H126V161H124ZM138 162V165H139V163L140 164H142L143 165V163L144 162H146V161H144V159L143 160H139V161H137ZM136 162V163H137ZM191 162V163H190ZM196 162H198V163H196ZM205 162V163H206ZM217 162V161H216ZM5 163V162H4ZM30 163V162H29ZM42 163H40V164H42ZM45 163H47V162H45ZM54 163H56V162H54ZM72 163L71 164H66V165H70V166H68L67 168H69L70 169V167L72 166L73 167V169L75 170H79L80 169V167L79 168H76V167H74L73 165H72ZM74 163H76L77 164V162H74ZM129 163V165L131 166V164ZM147 163V162H146ZM150 163V162H149ZM220 163H221V161H220ZM1 164H3V163H1ZM11 164V163H10ZM16 164V163H15ZM15 164L13 165V166H15ZM39 164V165H40ZM51 164V165H52ZM60 164V165H61ZM81 164V163H80ZM91 164V163H90ZM89 164V165H90ZM201 164V165H200ZM211 164V163H210ZM209 164V165H210ZM212 164H214V163H212ZM210 165L213 169H211V167H209L210 169H211V171H213L214 170V167H215V170H219L218 168H217V166H219L220 164L218 163V165L216 164V166L215 165ZM227 164V165H226ZM8 165H9V163H8ZM7 165V166H8ZM12 165H10V166H12ZM19 165V164H18ZM17 165V167H16V169L19 167ZM34 164H32V166H33ZM38 164H36V166H37ZM44 165V167L45 166H51L50 164H42V166ZM63 165V166H64ZM85 165V163L83 164V166ZM86 165H88V164H86ZM133 165V164H132ZM151 165V164H150ZM199 165V166H198ZM205 165H206V167H205ZM220 165V166H221ZM226 165V166H225ZM4 166V165H3ZM22 166V165H21ZM21 166H20V168H21ZM26 166V165H25ZM29 166V165H28ZM27 166V167H28ZM56 166L58 167L59 166V164H56ZM62 166V165H61ZM61 166H59V169H61L62 167ZM91 166V165H90ZM97 166V165H96ZM128 166V165H127ZM144 166V165H143ZM149 166V165H148ZM1 168H0V170L1 169H3L4 167H2V165L0 166ZM24 167V166H23ZM37 167H39V166H37ZM56 167V168H57ZM61 167V168H60ZM72 167H71V169H72ZM82 167V166H81ZM93 167V166H92ZM125 166H123V168H124ZM136 167V166H135ZM26 168V167H25ZM24 168V169H25ZM34 168H36L35 166H34ZM40 168H41V166H40ZM46 168V170L45 169H43L42 171L43 172H45V174L46 173H49V172H46V171H48L49 169L47 168V167H45ZM50 168V167H49ZM55 168V167H54ZM55 168V169H56ZM66 168V167H65ZM83 168V167H82ZM81 168V169H82ZM134 168V167H133ZM201 168V169H200ZM209 168H208V170H209ZM8 169H9V167H8ZM12 169H14V168H12ZM15 169V170H16ZM19 169V168H18ZM30 169V168H29ZM29 169H27V170H29ZM31 169H33V167L31 168ZM42 169V168H41ZM51 169V171H52V168H50ZM55 169H54V171H55ZM64 169V168H63ZM62 169V170H63ZM72 169V170H73ZM93 169V168H92ZM97 169V168H96ZM138 169V168H137ZM154 169V168H153ZM4 170V169H3ZM5 170H7L6 169V167H5ZM9 170H11V169H9ZM9 170H7V171H9ZM26 170V171H27ZM36 170V169H35ZM39 170V169H38ZM62 170H60L61 172H62ZM129 170V169H128ZM136 170V169H135ZM2 171V170H1ZM17 171V170H16ZM26 171H24V172H26ZM30 171L32 172V171H34V170H29V171H27L28 172V176H29V174H30V176H31V173H30ZM40 172H41V170H39ZM50 171V172H51ZM57 171H59L58 170V168H57ZM66 171H68V170H66ZM85 171H87V169H85ZM91 171V170H90ZM94 171V170H93ZM96 171V170H95ZM134 171V170H133ZM133 171H131V172H133ZM151 171V170H150ZM202 171V172H201ZM5 172V171H4ZM11 172V171H10ZM23 172V174H25ZM27 172H26V174H27ZM38 172V171H37ZM42 172V173H43ZM65 171H63V173H64ZM73 172V171H72ZM74 172H76V173H74ZM73 172V174L76 176L75 178L77 179L78 177V175H80L81 173H80V170L79 171H74ZM78 172H79V174H78ZM84 172V171H83ZM130 172V171H129ZM146 172V171H145ZM163 172V173H164ZM6 173V172H5ZM8 173V172H7ZM20 173H21V171H20ZM19 173V174H20ZM62 173V174H63ZM66 173V172H65ZM71 173V172H70ZM134 173H136L135 171H134ZM133 173V174H134ZM3 174V173H2ZM16 174V173H15ZM25 174V175H26ZM34 174V176H35V174L36 173H32V175ZM39 174V173H38ZM50 175V178H51V176H52V178L54 177H56L57 175H59V178H62V177H60V174H56V172H55V175L56 176H54V175H51V173H49ZM52 174H53V172H52ZM78 174V175H77ZM87 174H88V172H87ZM86 173H85V175H87ZM97 174V173H96ZM118 174V173H117ZM129 174V173H128ZM131 174V173H130ZM130 174L128 175V176H130ZM132 174V175H133ZM149 174V173H148ZM153 174V173H152ZM202 174V175H201ZM8 176H9V174H7ZM64 175V174H63ZM69 175V174H68ZM71 175V174H70ZM82 175V174H81ZM95 175V174H94ZM119 175V174H118ZM121 175H122V173H121ZM143 175V174H142ZM159 175V174H158ZM166 175H168V176H166ZM203 175H204V177H203ZM205 175H206V178H205ZM208 175V176H207ZM24 176V175H23ZM83 176H84V174H83ZM82 176V177H83ZM92 176V175H91ZM96 176H98V175H96ZM117 176V175H116ZM146 176V175H145ZM204 178H202V177ZM1 177H3V176H1ZM4 177H6L5 175H4ZM16 177V176H15ZM22 177V176H21ZM32 177V176H31ZM37 177H38V175H37ZM37 177H35V178H37ZM46 177H47V175H46ZM63 177H65V179H66V176H63ZM74 177V176H73ZM82 177H79L77 180L79 181V179H80V182H81V179H82ZM134 177V176H133ZM138 177V176H137ZM144 177V176H143ZM142 177V178H143ZM154 177V176H153ZM208 177V178H209ZM8 178V177H7ZM14 178V177H13ZM17 178H19L18 176H17ZM16 178V179H17ZM26 178V176L24 177V179ZM39 179H40V176L38 177ZM44 178H45V175H44ZM71 178V177H70ZM84 178V177H83ZM85 178H86V176H85ZM82 179V183H79V184H83V180H85V182L87 181V182H89V184H90V182L91 181H88V180H86V179ZM97 178V177H96ZM95 178V179H96ZM98 178H100V177H98ZM102 178V177H101ZM122 178H123V176H122ZM124 178H125V176H124ZM150 178V177H149ZM172 178V177H171ZM11 179V178H10ZM29 179H31L30 177H29ZM32 179H33V177H32ZM31 179V180H32ZM49 181H50V179H49V177L47 178ZM63 179V178H62ZM72 179V178H71ZM89 180L91 179V178H88ZM121 179V178H120ZM135 179V178H134ZM138 179V178H137ZM147 179V178H146ZM145 179V180H146ZM163 179V180H162ZM165 179V180H164ZM170 178L168 177V179L167 180H169ZM176 179V178H175ZM205 179H207V180H205ZM20 180H21V178H20ZM52 180V179H51ZM55 180V179H54ZM66 180H68V177H67V179ZM66 180H64L63 179V181L61 182L60 180H58V181H60L61 183H64ZM99 180V179H98ZM116 180V179H115ZM127 180V179H126ZM153 180V181H152ZM176 180H178V179H176ZM179 180V181H180ZM13 181H15V180H13ZM34 181H36V179L34 180ZM33 181V182H34ZM38 181H40V180H38ZM44 181H47L46 179L44 180ZM72 181H73V179H72ZM102 181V180H101ZM110 181V180H109ZM123 181H125V180H123ZM132 181V180H131ZM137 181V180H136ZM152 181V182H151ZM183 181V180H182ZM182 181H180V182H182ZM6 182V181H5ZM11 182V181H10ZM9 182V183H10ZM18 183H19V181H17ZM16 182V183H17ZM23 182H25V181H23ZM23 182H21L22 184H23ZM48 182V181H47ZM50 182H52V181H50ZM54 182V181H53ZM94 182V181H93ZM96 182H98V181H96ZM120 182V181H119ZM118 182V183H119ZM122 182V181H121ZM127 182H128V180H127ZM132 182H135V181H132ZM139 183H138V185H140V180L138 181ZM143 182H146V181H144V179H143ZM168 182V183H169ZM175 182V184H176V181H174V179H173V181H172V183H174ZM178 182V181H177ZM8 183V184H9ZM12 183V182H11ZM37 183V182H36ZM40 183H41V185H42V183L44 184V182L41 180L40 181ZM60 183V184H61ZM71 183V182H70ZM76 183L78 184V182L76 181ZM92 183V182H91ZM99 183V182H98ZM97 183V184H98ZM118 183H116V184H118ZM15 184V183H14ZM26 184V183H25ZM32 184V183H31ZM34 184H35V182H34ZM32 185V186H36L37 187V185L39 184V182H38V184L37 185ZM46 184V183H45ZM48 184H50V183H48ZM55 184V183H54ZM57 184L58 185H54V187L55 186H59V183L57 182ZM67 184H68V181H67ZM74 184V183H73ZM86 184V183H85ZM84 184V185H85ZM103 184V183H102ZM111 183H109V185H110ZM115 184V185H116ZM123 184H124V182H123ZM135 184V183H134ZM150 186H148V185ZM27 185V184H26ZM52 185V184H51ZM65 185V184H64ZM63 185V186H64ZM71 185V184H70ZM76 185V184H75ZM106 185V184H105ZM113 184H111V186H112ZM130 185H133V184H131L130 183ZM162 185H164V187L162 186ZM174 185V184H173ZM183 185V186H184ZM187 185V184H186ZM186 185H185V187H186ZM188 185V186H189ZM10 186H13V184H11ZM14 186H16V185H14ZM31 186V185H30ZM30 186H28V187H30ZM47 186V185H46ZM62 186V185H61ZM67 186V185H66ZM79 186V185H78ZM93 186V185H92ZM103 185H100V187H102ZM118 186L120 187V185L118 184ZM123 185H121V187H122ZM143 186H145V185H143ZM157 186V188H158V186L161 188V190H160V188H158L159 189V191H161V194L163 193H165V190L166 191H168L167 193H165V195L166 196H168V197H166L165 195H164V197L165 198H163V197H161L160 195V192L158 193V189H157V192H154V187H156ZM17 187H18V185H17ZM25 188H26V186H24ZM45 187V186H44ZM51 187V186H50ZM54 187H52V189H49V190H53V189H56V190H54L55 192L56 191H58L59 189H57L56 187L54 188ZM60 187V186H59ZM69 187V186H68ZM76 187V186H75ZM82 187H84L83 185H82ZM88 187H90V186H88ZM96 187H97V185H96ZM99 187V186H98ZM108 187V186H107ZM117 187V186H116ZM117 188V189H121V187L120 188ZM123 187H126V186H123ZM128 187V186H127ZM132 186H129V188L130 189H132L131 188ZM134 187H136V186H134ZM142 187V186H141ZM162 187H163V189L164 190H162ZM174 187V186H173ZM177 187H179V186H177ZM177 187H175V188H177ZM20 188V187H19ZM46 188V187H45ZM62 188V187H61ZM65 188V187H64ZM80 187H76V189H79ZM92 189L94 188V186L93 187H91ZM105 188V187H104ZM151 188V189H150ZM172 188V187H171ZM10 189V188H9ZM17 189V188H16ZM21 189H23V187L21 188ZM28 189H30V188H28ZM36 189H38V191H41V192H39V193H44L43 195H44V197L46 198L47 197V195H45V191H46V189H44V188H35L34 190H36ZM41 189V190H40ZM44 189V190H43ZM75 189V188H74ZM87 188L86 187H84V189H83V192L86 190ZM90 189V188H89ZM98 189V188H97ZM109 189V188H108ZM107 189V190H108ZM116 189V190H117ZM184 189V188H183ZM193 189V190H192ZM19 190V189H18ZM32 190H33V188H32ZM34 190H33V192H34ZM43 190V191H42ZM61 190V189H60ZM79 190H81V189H79ZM78 190V191H79ZM98 190H100V189H98ZM98 190H97V194H98ZM189 190V191H190ZM17 191V190H16ZM25 191V190H24ZM28 191V190H27ZM30 191V190H29ZM37 191V192H38ZM48 191V190H47ZM46 191V193H50V194H48V197L47 198H49V195H51L52 197L51 198H53L54 196V193H53V195L51 194L52 193V191L51 192H47ZM53 191V192H54ZM64 191H67V190H64ZM63 191V192H64ZM72 191H74L73 189H72ZM76 191V190H75ZM103 191V189H101V192ZM106 191V190H105ZM118 191V190H117ZM120 191H122V190H120ZM136 191V190H135ZM141 190H139L138 192L141 194V192H140ZM155 191H156V188H155ZM164 191V192H163ZM169 191L171 192V193H169ZM188 190H186V192H187ZM13 192V191H12ZM15 192V191H14ZM20 192H22V191H20ZM36 192V193H37ZM62 192V193H63ZM70 192V191H69ZM80 192V191H79ZM86 192V191H85ZM84 192V193H85ZM92 192H94V191H92L91 190V192L89 191V192H87L86 194H85V197L87 196V199L89 198L90 200H92V198H90L91 196L93 197L94 196V193L96 192H94V193H92ZM11 193V192H10ZM16 193V192H15ZM19 193V192H18ZM30 193V192H29ZM36 193H34V195L36 194ZM81 193H82V191H81ZM83 193V194H84ZM114 193H116L117 194V192L115 191ZM119 193V192H118ZM156 194V197H155V194ZM177 193V192H176ZM187 193H189V192H187ZM249 193V194H248ZM255 193V194H254ZM257 193V194H256ZM33 194V193H32ZM59 194H61V193H59ZM59 194H57V195H59ZM78 195H79V193H77ZM100 194H102V193H100L99 192V195ZM106 195H109L108 194V192L107 193H105ZM104 193H103V195H105ZM139 194V195H140ZM154 194V195H153ZM163 194H162V196H163ZM169 194V195H168ZM178 194H180V193H178ZM5 195V194H4ZM27 195H28V193H27ZM37 195V194H36ZM40 195H42V194H39V196ZM96 195V194H95ZM99 195H97V196H95L96 198H98V196ZM105 195V196H106ZM111 195H113V192H112V194ZM138 195V196H139ZM159 195V196H158ZM170 195H171V197H170ZM203 197H202V196ZM1 196V195H0ZM32 196V195H31ZM38 196V197H39ZM56 196V195H55ZM61 196V198H62V194L60 195ZM102 196V195H101ZM100 196V197H101ZM114 196V195H113ZM118 196V195H117ZM116 196V197H117ZM119 196H121V194L119 195ZM125 196H126V193H125V195L123 196V192H122V196L120 197V199H122V197L125 199ZM258 196H257V198H258ZM43 197V198H44ZM57 197V196H56ZM59 197V196H58ZM57 197V198H58ZM75 197H76V194H75ZM85 197H84V200H87V199H85ZM95 197H93V199L95 200V202H97L96 200L97 199H95ZM108 197V196H107ZM109 197H112V196H109ZM108 197V198H109ZM141 197V196H140ZM139 197V198H140ZM200 197H201V199L203 198V201L201 202V200H199L200 202H198V199H200ZM253 197V198H254ZM2 198V197H1ZM33 198V197H32ZM41 199H43L42 197H40ZM78 198H79V196H78ZM83 198V197H82ZM81 198V199H82ZM107 198V199H108ZM114 198V197H113ZM159 198H160V200H159ZM163 198V199H162ZM170 198V199H169ZM172 198V199H171ZM188 198H190V197H188ZM251 198V197H250ZM249 198V199H250ZM259 198H262V197H259ZM4 199H6V198H4ZM34 199V198H33ZM39 199V198H38ZM54 199V198H53ZM60 199V198H59ZM88 199V200H89ZM104 199V198H103ZM106 199V200H107ZM110 199V198H109ZM118 198H116L115 200H117ZM123 199V200H124ZM127 199H125V201L127 200ZM138 199V198H137ZM161 199H162V202H160L161 201ZM180 199L182 200V202H183V204H182V202H180ZM255 199V198H254ZM7 200H8V198H7ZM7 200H4V202L6 201L7 202ZM46 200H48V199H46ZM51 200V199H50ZM58 200V199H57ZM57 200H56V203H57ZM76 200V199H75ZM79 199H77V201H78ZM88 201V203L89 202H91V201ZM98 200H99V198H98ZM106 200H103V201H106ZM119 200V199H118ZM159 200V201H158ZM166 200L167 201H169V202H172V203H174V201H175V205H172V203H169V202H167V203H169L170 204V207L171 206H173V207H169V205H167L166 204ZM187 201L188 202V204H189V206H191V207H193L194 209L193 210H190V209H188V208H191V207H189L188 206V204H187V202H184V201ZM248 200V201H247ZM252 200V199H251ZM260 200H262V199H260ZM264 200V199H263ZM3 201V200H2ZM60 201V200H59ZM81 201V203L83 202V200H80ZM102 201V200H101ZM102 201V203L104 204V202ZM110 201H112V199H110ZM113 201H114V199H113ZM178 201L180 202V205H179V203H178ZM258 201V200H257ZM256 201V202H257ZM0 202H1V200H0ZM42 202V201H41ZM55 202V201H54ZM75 202V201H74ZM86 202V201H85ZM93 202V201H92ZM99 202V201H98ZM109 201H107V202H105V205L104 206H106L107 207V203H108ZM117 203H118V201H116ZM120 202V201H119ZM122 202V201H121ZM128 202V201H127ZM132 201H129L128 202V204L127 203H125V208H129L130 209V205L132 204V205H134L133 203L134 202H132ZM159 202V203H158ZM165 203L164 205L162 204V203ZM8 203V202H7ZM6 203V204H7ZM60 203V202H59ZM73 203V202H72ZM79 203V202H78ZM84 203V202H83ZM87 203V202H86ZM85 203V204H86ZM94 203V202H93ZM101 203V204H102ZM112 203H114V202H112ZM116 203V204H117ZM123 202L120 204V203H118V204H120V208H121V205H122V208H123V204H124ZM131 203V204H130ZM161 203V204H160ZM195 203H197V205L195 204ZM260 203H262V202H260ZM259 203V204H260ZM2 204V203H1ZM1 204H0V206H1ZM4 204V203H3ZM9 204V203H8ZM20 204V203H19ZM27 204H28V202H27ZM41 204V203H40ZM64 204V203H63ZM77 204V203H76ZM115 204V205H116ZM141 204V205H142ZM158 204H160V205H158ZM202 204V205H201ZM21 205H23V204H21ZM43 205H45V203L43 204ZM55 205H57V204H55ZM70 205H72V204H70ZM69 205V206H70ZM80 205V204H79ZM96 205H97V203H96ZM99 205V204H98ZM110 205V204H109ZM114 205V206H115ZM130 206V207H128V206ZM165 205H167V207H165ZM177 205V206H176ZM4 206H5V204H4ZM6 206H8V205H6ZM12 206V205H11ZM24 206V205H23ZM48 206V205H47ZM59 206V205H58ZM65 206V205H64ZM68 206V205H67ZM73 206V205H72ZM83 206V205H82ZM112 206H113V204H112ZM175 206V207H174ZM256 206V205H255ZM255 206H254V208H255ZM258 206V205H257ZM256 206V207H257ZM261 205H259V207H260ZM18 207V206H17ZM27 206L25 205V208H26ZM35 207V206H34ZM46 207V206H45ZM49 207H51V206H49ZM81 207V206H80ZM79 207V208H80ZM87 207H90V205L88 206L87 205ZM97 207V206H96ZM99 207V206H98ZM102 207V206H101ZM116 207H118L119 208V206L118 205H116ZM135 207V205L133 206V208ZM264 207V206H263ZM262 207V208H263ZM11 207H9V209H10ZM21 208V210H22V206L20 207ZM19 208V209H20ZM24 208V209H25ZM30 208V207H29ZM70 208V207H69ZM91 208V207H90ZM93 208V207H92ZM91 208V209H92ZM119 208V209H120ZM125 208H124V210H125ZM172 209V210H170V211H167V210H169V209ZM258 208V207H257ZM8 209V208H7ZM13 209V208H12ZM18 209V208H17ZM16 209V210H17ZM47 209H49V208H47ZM52 209V208H51ZM50 209V210H51ZM55 209V208H54ZM72 209V208H71ZM75 209V208H74ZM73 209V210H74ZM86 209V208H85ZM91 209H89V210H91ZM96 209V208H95ZM104 209V208H103ZM110 209V208H109ZM15 210V209H14ZM28 210V209H27ZM93 210V209H92ZM99 210H102V208H100V209H98V212H99ZM114 210H116V209H114L113 208V212H114ZM122 210V209H121ZM121 210L119 211V210H117V212L119 211V212H121ZM255 211H256V209H254ZM263 211H264V209H262ZM26 211V210H25ZM30 211V210H29ZM29 211H26L27 213L29 212ZM49 211V210H48ZM69 211H70V209H69ZM85 211H87V209L85 210ZM85 211H83V212H85ZM103 211V210H102ZM108 209L106 208V212H105V214L107 213H111V211H108ZM128 211V210H127ZM126 211V212H127ZM143 211H145V212H143ZM210 212V213H208L209 214V216L207 215V213L206 212ZM247 211V212H248ZM258 211L259 210H257V213H258ZM260 211H261V209H260ZM7 212H10V211H7ZM12 212H14V211H12ZM17 212V211H16ZM22 212H24V211H22ZM31 212V211H30ZM35 212L36 211H34V212H31V214H32V216H34V214H35ZM39 212H40V210H39ZM89 212V211H88ZM87 212V213H88ZM101 212V211H100ZM116 212V213H117ZM122 212H124L123 210H122ZM134 212V211H133ZM132 212V213H133ZM138 212V211H137ZM133 213L134 214V217H135V219L136 218H139V219H141V214H140V212H139V214H140V217H138V213ZM249 212L247 213V214H249ZM21 213V212H20ZM25 213V212H24ZM23 213V214H24ZM34 213V214H33ZM38 213V212H37ZM41 213V212H40ZM44 213V212H43ZM72 213V212H71ZM73 213H74V211H73ZM78 213V212H77ZM90 213V212H89ZM93 213H95L94 211H93ZM125 213V212H124ZM128 213H130L129 211H128ZM132 213H130L131 215L130 216H132ZM148 213V214H147ZM180 213V214H179ZM256 213V214H257ZM264 213V212H263ZM5 214V213H4ZM16 214V213H15ZM23 214H21V215H23ZM29 214V213H28ZM39 214V213H38ZM37 214V215H38ZM47 214V213H46ZM98 215L100 214V213H97ZM104 214V215H105ZM120 214V213H119ZM137 214V215H136ZM146 214H147V217H146ZM214 214V216H216L218 219H217V221H215V217L214 216H212ZM241 214H243V213H241ZM246 214V212L243 214V215H245ZM246 214V215H247ZM260 215H261V213H259ZM10 215V214H9ZM13 215V214H12ZM16 215H19V214H16ZM25 215V214H24ZM43 215V214H42ZM86 215H88V214H86ZM102 215V214H101ZM114 215H115V212H114ZM123 215V214H122ZM129 214H127L126 216H125V220H130L129 219V216H128ZM210 215L212 216V217H214L215 219H213V218H211L210 217ZM240 217H239V216ZM245 215V216H246ZM251 215V214H250ZM249 215V216H250ZM254 215V214H253ZM11 216V215H10ZM9 216V217H10ZM26 216H28V215H26ZM36 216V215H35ZM39 216V215H38ZM37 216V219L35 218V222L36 223H38L36 220H39L38 217ZM44 216H46L45 215V213H44ZM43 216V217H44ZM50 217V213H49V215H47V217ZM76 216V215H75ZM106 216V215H105ZM107 216H109V214L107 215ZM117 216V215H116ZM252 216V215H251ZM264 216V215H263ZM12 217V216H11ZM10 217V218H11ZM22 217V216H21ZM24 217V216H23ZM58 217V216H57ZM87 217V216H86ZM85 217V215L82 217V220H83V218H86ZM98 217V216H97ZM103 217V216H102ZM102 217H100V219L102 218ZM112 217H114V216H112ZM120 217V216H119ZM209 217L211 218V219H213L214 220V223H217V224H214V225H210L211 223H213V221L211 222H209ZM242 217V218H241ZM13 218V217H12ZM30 218V217H29ZM32 218V217H31ZM34 218V217H33ZM42 218V217H41ZM59 219H60V217H58ZM57 218V219H58ZM77 218V217H76ZM78 218H80V217H78ZM94 218V217H93ZM92 218V219H93ZM110 217H108V218H102V219H109ZM128 218V219H127ZM131 218V217H130ZM133 218V217H132ZM188 218V219H187ZM255 218V217H254ZM258 218H259V216H258ZM3 219V218H2ZM5 219V218H4ZM20 219H22L21 220V223H22V221H23V218H20ZM48 220L50 219V218H47ZM53 219V222H56L55 220H54V218H52ZM69 219V218H68ZM71 219V218H70ZM69 219V220H70ZM111 219V218H110ZM135 219H134V222H136L135 221ZM31 220V219H30ZM32 220V221H33ZM43 220H44V218H43ZM73 220V219H72ZM75 220V219H74ZM74 220H73V224H74ZM77 220V219H76ZM79 220V219H78ZM86 220V219H85ZM137 220V222H138V219H136ZM188 220H191V222L190 221H188ZM249 220V219H248ZM0 221H1V219H0ZM2 221H4V220H2ZM13 221H14V218H13ZM17 221V220H16ZM42 220H40V222H41ZM47 221V220H46ZM58 221V220H57ZM62 221V220H61ZM60 220H59V222H61ZM64 221V220H63ZM71 221V220H70ZM84 221V220H83ZM88 221V220H87ZM97 221V220H96ZM110 221V220H109ZM263 221V220H262ZM24 222V221H23ZM48 222V221H47ZM52 221H51V223L50 224H52L50 227H52L53 226V223ZM65 222H68L67 221V219L65 220ZM78 222H80V221H78ZM90 222V221H89ZM88 222V223H89ZM98 223H99V221H97ZM106 222V221H105ZM107 222H108V220H107ZM112 222H113V220H112ZM129 222H131V220L129 221ZM159 222H161V221H159ZM163 222H165V221H163ZM163 222H161V223H157L156 222V224L158 225V224H161L162 225V223ZM187 222H190V224H188ZM8 223V222H7ZM5 223L6 225L3 227V229H2V226H0L1 227V229H0V231H5V233H6V231H8L9 229L11 230V232L10 233H12V231H13V234L15 233V235H16V230H17V226H16V229L14 228V229H12V227H11V225H8V224H11L12 223V221H11V223ZM19 223V222H18ZM17 223V224H18ZM42 223V222H41ZM81 223V222H80ZM91 224L93 223V221L92 222H90ZM98 223H96L95 224V227H96V225H97V227L98 226H101V224L100 225H98ZM110 223V222H109ZM125 223V222H124ZM123 223V224H124ZM128 223V222H127ZM132 223V222H131ZM143 223V222H142ZM153 223V225H156V224H154ZM243 223V222H242ZM256 223H258V219H257V222ZM1 224H4V222L2 223L1 222ZM47 224V223H46ZM59 225H60V223H58ZM67 224V223H66ZM82 224V223H81ZM84 224V223H83ZM86 224V223H85ZM90 224V225H91ZM106 224V223H105ZM117 224H121V225H118V227L117 226H115V225H117ZM135 224V223H134ZM133 224V225H134ZM137 224V223H136ZM166 224V223H165ZM247 224H248V221H247ZM250 224H252L253 225V223H250ZM249 224V225H250ZM33 225V224H32ZM35 225V224H34ZM41 225V224H40ZM62 225H64L63 223L60 225V226H62ZM104 225V224H103ZM108 225V224H107ZM125 225H126V223H125ZM132 225V224H131ZM142 225V224H141ZM149 225V224H148ZM252 225H251V227H252ZM254 225H255V223H254ZM264 225V224H263ZM8 226H10V228L8 227ZM14 226V225H13ZM30 226V225H29ZM38 226H39V223H38ZM60 226H58V229L57 230H59V228H60ZM72 226V225H71ZM74 226H75V224H74ZM136 226V225H135ZM137 226H140V224L139 225H137ZM144 226V225H143ZM142 226V227H143ZM162 226H166V225H162ZM168 226V225H167ZM241 226H243V224H241ZM245 226V225H244ZM243 226V227H244ZM262 226V225H261ZM20 227V226H19ZM28 227V226H27ZM34 227V226H33ZM40 227V226H39ZM39 227H37V228H39ZM44 227H45V224H44ZM55 227V226H54ZM63 227V229L66 227V225H65V227L64 226H62ZM62 227L60 228L61 229V231H62ZM68 227H69V225H68ZM76 227V226H75ZM89 227V226H88ZM91 227V226H90ZM96 227V228H97ZM115 227H117L118 228V232H120V234L117 232V231H115L116 230V228ZM122 227V226H121ZM120 227V228H121ZM123 227H124V225H123ZM134 227V226H133ZM154 228V227H152V226H148V228ZM159 227V226H158ZM242 227V228H243ZM257 227V226H256ZM258 227H260V225L258 226ZM263 227V226H262ZM9 228V229H8ZM36 228V227H35ZM46 228H48V227H45V229ZM56 228H57V225H56ZM72 228H74V227H72ZM72 228L71 227H69V230H70V232L69 233H71L72 231ZM78 228V227H77ZM81 228V227H80ZM92 228H93V230H94V227H93V224H92V227L90 228V230H92ZM104 228V227H103ZM125 228V227H124ZM132 228V227H131ZM134 228H136V227H134ZM155 228H157V227H155ZM40 229V228H39ZM38 229V230H39ZM42 229V228H41ZM44 229V228H43ZM42 229V230H43ZM53 229V227L51 228V230ZM68 229V228H67ZM110 229V230H109ZM130 229V228H129ZM160 229V228H159ZM243 229H247L246 227H244ZM249 229L250 228H248L247 230L249 231ZM260 229V228H259ZM9 230V231H10ZM15 230V231H14ZM19 231L18 232H20V230H23L22 228H20V229H18ZM29 230V229H28ZM33 230V229H32ZM51 230H49V231H51ZM55 230V229H54ZM65 230H66V228H65ZM64 230V231H65ZM74 230V229H73ZM81 230V229H80ZM80 230H79V232H80ZM85 230V229H84ZM89 230V229H88ZM87 230V231H88ZM93 230H92V233H93ZM257 230V229H256ZM25 231H26V229H25ZM25 231H23V232H25ZM31 231V230H30ZM46 231H48V230H44V232L46 233ZM100 231H102V230H100ZM136 231V230H135ZM135 231H134V233H135ZM138 231H140V230H138ZM247 231V232H248ZM22 232V231H21ZM23 232H22V234H23ZM39 232V231H38ZM52 232V231H51ZM57 232V231H56ZM78 232V231H77ZM76 232V233H77ZM90 232V231H89ZM96 232H99V231H96ZM96 232H95V235H96ZM102 232H105L104 231V229H103V231ZM122 232V233H121ZM125 232V231H124ZM131 232V231H130ZM250 232V231H249ZM258 232V231H257ZM1 233H2V235H1ZM0 233V239L2 238V236H3V232H1ZM28 233H29V231H28ZM34 233H36L35 231H34ZM40 233V232H39ZM45 233H43L42 232V234H45ZM50 233V232H49ZM59 234H62L63 233V231H62V233H60V230H59V232H58ZM58 233H56V235L58 234ZM68 233V234H69ZM73 233V232H72ZM71 233V234H72ZM85 233V232H84ZM142 233V232H141ZM247 234V236L249 235L251 238H252V241H250V237H249V239H247V240H244V239H246L247 237H246V235H244V234ZM7 234L8 233H6V236H7ZM20 235H19V237L21 236L22 237V234L21 233H19ZM26 234H27V231H26ZM54 234H55V232H54ZM58 234V235H59ZM64 234H66V233H64ZM63 234V235H64ZM67 234V235H68ZM78 234V233H77ZM79 234H83V233H79ZM78 234V235H79ZM86 234V233H85ZM109 234H111V233H109ZM108 234V235H109ZM111 234V235H112ZM119 234V235H118ZM129 234V233H128ZM256 234V233H255ZM32 235V234H31ZM30 235V236H31ZM34 235V234H33ZM35 235H37V233L35 234ZM46 236H47V233L45 234ZM45 235H43V236H45ZM49 235V234H48ZM51 236H52V234H50ZM56 235H54L55 237H56ZM57 235V236H58ZM72 235H74V233L72 234ZM70 236V234L68 235V236H66V235H64V236H62V239L63 240H60V244L63 242V244L65 243V241H66V239H67V237L70 239V237H71V239H72V237L73 236ZM87 235V234H86ZM85 235V236H86ZM90 235V234H89ZM92 235V234H91ZM88 236L89 237V239H91L90 237H92V240H93V242L94 241H96V242H100V239H99V236L97 237V239L95 240V238H96V236L98 235V233H97V235L96 236H94L95 238H93V235L92 236ZM126 235V234H125ZM135 235V234H134ZM261 235V234H260ZM13 236V235H12ZM17 236H18V234H17ZM42 236V235H41ZM53 236V237H54ZM60 236V235H59ZM56 237V238H58V239H56L55 237V241H56V243H55V245H58V240L59 239H61V236L60 237ZM65 236H66V238H65ZM75 237V240H73V241H70V240H68L66 243H69V245L68 246H70L69 247V249L70 250H72V251H69V252H66V249H65V252H64V248H63V254H65L64 256H66L67 254L70 256V254H71V256L76 260V262H78L77 261V259L78 260H80V259H82V256L83 255H86L85 254V251H83L82 250V248H83V246H85V245H83V242H82V244H81V242H80V238H79V241H76L77 239H76V234L74 235ZM80 236V235H79ZM85 236H84V239H85ZM114 236V235H113ZM259 236V235H258ZM9 237H11V235L9 234L8 235V240H9V243L6 241L7 240V238H5L4 237V242L5 243H8L7 245H8V247H7V245L2 241L3 240V238H2V242H0L1 243V246H2V244H4V245H6V246H3V247H1L0 246V248H2V249H0V260L2 261L3 260V262H7V260H8V264H28V263H26V261L28 260V259H26L24 256L26 255L27 256V258H29L28 256H29V254L31 255V256H34L35 254H37L36 252L34 253V251H32V248H31V246L30 245H25V246H23V243H22V246L21 245H19V243H17V245L20 247L21 246V248H19L15 243H13V241H14V239H15V236L13 237L14 239H13V241L12 242H10V240H12V239H9ZM18 237V238H19ZM37 238L39 237V236H36ZM48 237V236H47ZM47 237H46V239H47ZM53 237H51V239L54 241V239H53ZM64 237V238H63ZM253 237H255L254 238V240L256 239V241H254L253 240ZM260 237V236H259ZM264 237V236H263ZM17 238V237H16ZM17 238V239H18ZM41 238V237H40ZM108 238V237H107ZM17 239H16V241L15 242H17ZM19 239H21L22 240V238H19ZM18 239V240H19ZM23 239H24V237H23ZM32 239V238H31ZM31 239H30V241H31ZM43 239V238H42ZM65 239V240H64ZM101 239V240H102ZM261 240V238H258V240ZM262 239H264V238H262ZM26 240H28V239H26ZM25 240V241H26ZM44 240H45V238H44ZM52 240L50 241V242H52ZM86 240V242L88 241V243H90L89 242V240L88 239H85ZM98 240V241H97ZM114 240V239H113ZM43 241V240H42ZM54 241V242H55ZM62 241V242H61ZM75 241H76V243H75ZM84 241V240H83ZM106 241V240H105ZM104 241V242H105ZM107 241H108V239H107ZM106 241V242H107ZM111 241V240H110ZM20 242V241H19ZM34 242H36V241H34ZM40 242V241H39ZM71 242H72V244H74V248H72L73 247V245H70L71 244ZM77 242H79L81 245H83L82 246V248H80V246H79V243L77 244ZM96 242H94V243H96ZM102 242H103V240H102ZM148 242V243H149ZM10 243H13V244H10ZM21 243V242H20ZM41 243V242H40ZM39 243V244H40ZM85 243V242H84ZM136 243V242H135ZM134 243V244H135ZM147 243V242H146ZM33 244V243H32ZM38 244V243H37ZM47 244V243H46ZM59 244V245H60ZM107 244V243H106ZM109 244V243H108ZM107 244V245H108ZM140 244V243H139ZM144 244V243H143ZM10 245V246H9ZM13 245V246H12ZM16 245V248H15V250H19V249H21V251L19 252H17L18 253V255L17 254H14V253H12V252H14L15 250H13V249H10V250H8L9 249V247H14ZM54 245V244H53ZM78 245V246H77ZM92 245V244H91ZM114 245V246H115ZM118 245H119V243H118ZM119 245V246H120ZM138 245V244H137ZM150 245V244H149ZM27 246V247H26ZM50 246H51V244H50ZM61 246V245H60ZM64 246V245H63ZM63 246H61V247H63ZM65 246H67V244L65 245ZM67 246V247H68ZM76 246V247H75ZM113 245H111V243H110V247H112ZM113 246V247H114ZM119 246H118V248H119ZM11 247V248H12ZM23 247H25V249H27L28 251H29V254L27 255V250L25 251L26 252V254H24V248ZM88 247V246H87ZM97 247V245L94 247V248H96ZM123 247V246H122ZM134 247V246H133ZM141 247V246H140ZM23 248V249H22ZM36 247H33V250L35 249ZM41 248V247H40ZM35 249V251H37V252H40L41 251V249ZM54 249H55V247H53ZM58 248V247H57ZM66 248V247H65ZM85 248V247H84ZM93 247H92V250L94 249ZM106 248V247H105ZM107 248H109V246L107 247ZM126 248H127V246H126ZM125 248V249H126ZM135 248H137L136 246H135ZM134 248V249H135ZM29 249H31V250H29ZM44 249H45V247H44ZM48 249V248H47ZM47 249H45V250H47ZM54 249H52L53 251H57V250H54ZM60 249V248H59ZM68 249V248H67ZM68 249V250H69ZM74 249V250H73ZM97 249H99L100 251H104V250H101L100 249V245L96 248V251H94V252H92V255H89V256H91V258H92V260H93V264H108V263H111V261L110 262H108V263H104V261H106L107 259L104 257V259L105 260H102V259H100V256L102 257V255H104L106 252H108L109 254H110V252L108 251V249H106V251H104V252H98V250ZM103 249H104V247H103ZM110 249H113V248H110ZM109 249V250H110ZM121 249V248H120ZM124 249V248H123ZM123 249H121L122 250V252H125L124 254H127L126 253V251H124ZM153 249V248H152ZM164 249H167V250H164ZM13 250V251H12ZM23 250V251H22ZM44 250V251H45ZM67 250V251H68ZM129 250V249H128ZM127 250V251H128ZM135 250H138V248L137 249H135ZM11 251V252H10ZM30 251H32L33 253H30ZM42 251H43V249H42ZM41 251V252H42ZM43 251V252H44ZM48 251V250H47ZM46 251V252H47ZM52 251V252H53ZM60 251H62L61 249H60ZM90 251V250H89ZM111 251V254H117V253H112V250H110ZM118 251V250H117ZM120 251V250H119ZM153 251V250H152ZM40 252V253H41ZM46 252H44V254H46ZM57 252H59V251H57ZM82 252L84 253V254H82ZM139 252V251H138ZM16 253V252H15ZM21 253H23V257L21 256ZM40 253H38L39 255H40ZM49 253H50V251H49ZM48 253V254H49ZM100 253H104V254H100ZM119 253V252H118ZM43 253H41V255H42ZM43 254V255H44ZM51 254V253H50ZM53 254H54V252H53ZM59 254H62V252L60 253L59 252ZM58 254V257L60 256ZM62 254V255H63ZM89 254V253H88ZM90 254H91V252H90ZM110 254V255H111ZM140 254H142V253H140ZM39 256V258H37V260L39 261V260H43V262L42 263H38V261H36V259H35V256H37V255H35L34 257H32L33 259V261H31L32 263L35 261L36 263H38V264H43V263H45L46 261H44V258L43 259H41V257H43V255L42 256ZM68 255H67V257H65V258H67V260L69 261V259L70 258H68ZM107 255V254H106ZM115 255H111V256H114L112 259H113V261L115 260ZM119 255H120V253H119ZM151 255H153V253L151 254ZM30 256V257H31ZM47 256V254L46 255H44V257H46ZM50 255H48V257H49ZM70 256V257H71ZM87 256V255H86ZM105 256V255H104ZM117 256V255H116ZM123 256V255H122ZM141 256H144L143 254L141 255ZM52 257H53V255H52ZM54 257H56V258H58L57 256H54ZM54 257H53V259H54ZM62 258H63V256H61ZM110 257V256H109ZM145 257V256H144ZM143 257V258H144ZM49 258H51V257H49ZM48 258V259H49ZM60 258V257H59ZM62 258H60V259H62ZM65 258L64 259H62L61 261L62 262H64V260H65ZM123 258V257H122ZM142 258V257H141ZM142 258V260H144ZM160 258V257H159ZM169 258V259H170ZM4 259L6 260V261H4ZM45 259H47V257L45 258ZM53 259H50L49 261H51V262H53L52 264H54L55 262H54V260ZM83 259H84V256H83ZM86 259V258H85ZM88 259V258H87ZM110 259V258H109ZM117 259V258H116ZM139 259H140V257H139ZM162 259V260H163ZM169 259H166L167 261H169ZM30 260H31V258H29V264H30ZM53 260V261H52ZM59 260V259H58ZM72 260V259H71ZM121 260V259H120ZM148 260V259H147ZM165 260V261H166ZM12 262V263H9V262ZM56 261V260H55ZM60 261V260H59ZM59 261H58V263H59ZM60 261V263H62ZM87 261V260H86ZM90 261H91V259H90ZM123 261V260H122ZM161 261V258H160V260H159V263H162V261ZM28 262V261H27ZM34 262V263H35ZM65 262H66V260H65ZM69 262H71V261H69ZM75 261H74V263H72V264H77ZM80 262V261H79ZM85 262V261H84ZM143 262V261H142ZM145 262V261H144ZM169 262H171V261H169ZM174 262V261H173ZM31 263V264H32ZM57 263V262H56ZM57 263V264H58ZM59 263V264H60ZM67 264H68V262H66ZM66 263H64V264H66ZM86 263V262H85ZM124 263V262H123ZM122 263V264H123ZM5 264V263H4ZM46 264H48V261H47V263ZM51 264V263H50ZM63 264V263H62ZM87 264V263H86ZM115 264H117V261H116V263ZM118 264H119V262H118ZM140 264V263H139ZM145 264V263H144ZM156 264V263H155ZM163 264V263H162ZM167 264V263H166ZM169 264V263H168ZM174 264V263H173Z\"/></svg>",
  "mask_w": 264,
  "mask_h": 264
}]
</instances>
